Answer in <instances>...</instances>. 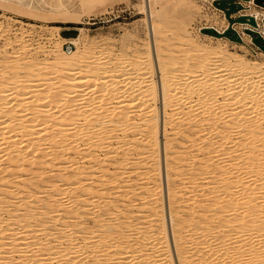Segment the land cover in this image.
<instances>
[{"label": "bare ground", "instance_id": "6f19581e", "mask_svg": "<svg viewBox=\"0 0 264 264\" xmlns=\"http://www.w3.org/2000/svg\"><path fill=\"white\" fill-rule=\"evenodd\" d=\"M5 1H9V3L8 4H10V3H12V1H10V0H5ZM4 1V2H5ZM23 1V0H22ZM145 4H144V7H143V9H144V12H145V10H147V12H148V15H149V12H150V16H151V25L152 26H150V27H152V33L154 34V37H155V34L157 35V33L160 31V34L161 33H164V31L162 32V30H163V28H161V25L159 24V23H161V21L158 23L157 21L158 20H156V18H157V16L158 17H162L163 18V16L164 15H166L165 14V9H163V8H161V10H159V11H156V9H155V6L153 5L154 3V1H155V3H156V0H142ZM162 1V0H161ZM29 2V1H28ZM184 2L187 4V3H190L191 2V0H184ZM84 3V6H88L89 4L88 3H86V2H83ZM193 3V2H192ZM248 4H249V6L251 7V12L250 13H240V14H235V12H233V13H231V15L234 17V16H237V15H241V14H245V15H252V16H254L255 17V20L257 21V25L255 26V25H252V24H250L248 21L246 22H236V23H234L233 24V27L235 28V29H238L239 27H248V28H250V29H254L255 31H259L260 33H261V35H263V37H264V25H263V22H262V19H263V16H264V7H262V6H260L258 3H256V2H254V0H248V2H247ZM7 4V5H8ZM22 4H24V5H27L28 7H30L31 5L29 4V3H22ZM67 4V3H66ZM96 4V3H95ZM161 4H163L164 5V3H161ZM186 4H184V5H186ZM188 5V4H187ZM186 5V6H187ZM249 6H247V7H249ZM165 7V6H164ZM171 7V6H170ZM178 7V6H177ZM185 7V6H184ZM193 7V6H192ZM192 7H190V8H192ZM195 7V6H194ZM214 7L216 8V9H219V10H221V8L218 6V5H214ZM197 8H199V7H197ZM30 10V9H29ZM32 10V9H31ZM31 10H30V12H31ZM64 10H66V9H64ZM169 10V9H168ZM197 10V9H196ZM239 10V9H238ZM61 11V10H60ZM63 11V10H62ZM222 11V10H221ZM55 12V11H54ZM56 12L57 13H60V16L58 15L57 17H70V16H73V14H74V12L73 11H66L65 13H63V12H59V11H57L56 10ZM224 12V11H223ZM31 14H33V15H39V14H37V12H35V13H31ZM42 14V13H41ZM57 15V14H56ZM170 15V14H169ZM225 15V14H224ZM37 17V16H36ZM55 17V16H54ZM155 17V18H154ZM191 18V17H190ZM150 19V18H149ZM159 19V18H158ZM179 20H181V19H179ZM192 20V19H191ZM189 21V20H188ZM183 23H185L186 24V22L184 21ZM190 23H191V21H190ZM163 24V23H162ZM187 25V24H186ZM189 25V24H188ZM227 25L228 24H226V27H227ZM147 26H148V24H147ZM163 27V26H162ZM184 27V26H183ZM203 27H212V26H203ZM203 27H201L199 30H201ZM256 27H258V29H256ZM186 28L187 27H185V29H183V31L181 30V32L182 33H184L187 37H188V35H190V32L188 31V30H186ZM160 29H162V30H160ZM171 29H173V28H171ZM189 29V28H188ZM218 31H220V32H222L223 31V29H225V28H223V29H218V28H216ZM78 30V29H77ZM166 30V29H165ZM174 30V29H173ZM49 31V30H48ZM150 31V30H149ZM167 31H168V29H167ZM171 30H169V32H170ZM189 32V34H187ZM149 33V32H148ZM42 34V33H41ZM166 34H167V32H166ZM178 35V34H177ZM176 35V36H177ZM180 35V34H179ZM185 35H184V37H183V35H182V37L180 38V40L181 39H187V37L185 38ZM205 35H208V36H211V37H215V38H218V39H225V40H230V41H234L235 43L236 42H239V41H237V40H235V39H231L229 36H226V35H221V34H216V33H210L209 34V32H206L205 33ZM23 37V36H22ZM82 37V36H81ZM207 37V36H206ZM24 38V37H23ZM70 38H72V41H75L76 42V44L78 43V38H79V36H71ZM131 38V37H130ZM158 38H160V37H158ZM158 38H156V39H158ZM163 39V38H162ZM161 39V41H163ZM177 39V38H176ZM244 40H248V41H252V37H251V35L249 34V35H247L245 38H243ZM154 40H155V38H154ZM168 40V39H167ZM171 40V39H170ZM173 40V39H172ZM180 40H178V41H180ZM175 41V40H174ZM188 41H189V38H188ZM187 41V42H188ZM5 42H7V40L5 41ZM20 42L21 43H24V40H22V38L20 37ZM157 42L159 43V41L157 40V41H155L154 43H156L157 44ZM164 42V41H163ZM163 42H161V43H163ZM189 42H191V41H189ZM227 42V41H226ZM18 43V42H17ZM28 43V42H27ZM81 43V42H80ZM79 43V44H80ZM194 42H192V44H193ZM197 43V42H196ZM195 43V44H196ZM223 43V42H222ZM228 43V42H227ZM226 43V44H227ZM167 44V43H166ZM198 44V43H197ZM9 45V44H8ZM8 45H7V47H8ZM18 45V44H17ZM24 45V44H23ZM84 45V44H83ZM82 45V46H83ZM168 45V44H167ZM177 45H179V47H180V44H177ZM177 45H175L176 47H177ZM22 46V45H21ZM25 46V45H24ZM77 46H79L78 44H77ZM81 46V45H80ZM147 46H148V49L151 51V49H150V43L147 41ZM159 46V45H158ZM158 46H157V52H156V55H155V58L157 59V63L155 62V58H153L154 56H152V55H149L148 53H147V55H149L148 57L146 56L145 57V55H143L145 58H142L141 56V58H138V56L140 55H138L137 56V59L136 58H134V57H132V58H130V59H127V60H125L126 58H124V60L123 61H125L123 64H120V62L122 63L123 61H121V60H119V64H116V66H114L112 69L110 68V70H112V71H109V70H106V68H105V66H107L105 63H102L101 64V66H99V68H98V66H93L92 65V67H91V64H86V63H84L85 62V59H86V57L87 56H89V54L87 55V51H85V48H83V47H81L75 54H66L65 52L64 53H62V56L60 57V58H58V62H54V64L51 62V64H52V69H50V70H52V75H53V72L55 71V70H60V72H62V73H60L59 72V75L61 76V78H58L59 79V81L57 82L56 80H55V83L53 82V83H50L51 82V80H50V78L49 77H47V82L45 83L44 81V84H42L43 86H42V88L39 90L38 88H37V90H36V87H35V89H33L32 90V87H33V85L35 84L36 85V82H38L40 79V77H42L43 75H41V76H39L40 75V72L38 73H35L34 71H35V67H37V65L39 64L40 65V63H37V62H31L30 63V65H28V64H26L25 62H23V65H24V70L22 69V68H19V66L20 65H22V62L21 63H18L17 61L18 60H20V58L18 59V57H16V58H14L13 60L14 61H16L17 63H16V65H17V71L15 70V67L14 68H12V66L10 67V66H8V64H6L5 66H4V64L6 63V62H8V61H6L4 64H2V67L4 66L5 68H7L6 66H8L9 67V69H8V71L6 70V72H3L4 74H3V76H2V78H1V80H0V153H5L6 155H4L5 157L8 155L9 156V159H11V163L13 164V165H19L18 167L20 168V166H21V164L23 165V166H21L23 169H24V167H25V165L23 164V162L21 163L20 161L22 160V161H24L23 159H25L27 156H28V158H29V153H31V152H33V154L36 152V155L37 156H39V152H42V151H45L46 149L44 148L45 146H43L42 145V143H43V141H41V140H43L44 139V143L43 144H46L45 142H46V140L48 139L49 141H50V143H49V141H48V148H50L51 149V152L53 151V156L51 157V155L49 154V151H50V149H49V151H48V155L50 156V158H54L55 156H54V153L57 155V154H59V153H57V149L59 150V152L61 153L60 154V156L61 155H63V152L65 151V149H66V147H68V149H69V147H72V148H74V145L76 146V148H78V147H80L79 145L80 144H84V147L83 148H87L88 149V147L90 148V146L92 147L93 145H96V148L98 149H101V147H99V146H104V145H107L108 144V146H104V148L105 147H109V140L112 138H116V137H121L120 139H122V140H124L125 139V141H124V144L126 143H128V144H130V142H131V144L132 143H135L134 141H137V139L139 138V139H141L139 142H141V145H142V148L141 149H139L138 150V153L140 152L141 154H140V156H142L143 155V157L145 158V160L147 161V162H151V164L153 163V165H151L152 167L151 168H148V169H146V171H145V168H144V172H146L145 173V175H147V176H145L144 178L142 177V179H144L143 181H142V186L143 187H146L147 188V190L149 191V193H148V191H147V193L149 194V197H151V194L152 195H157L156 193L157 192H160L161 190V192H163V185L161 186V182H162V180H161V164H160V155H161V150H160V144H159V122H160V125H161V117H160V113L159 112H163V120H162V122H164L165 123V125H164V129H163V131H164V137H166V139L165 140H167L168 139V137H170L171 138V136H169L168 134H167V124H168V126L170 125V123H171V127H173V130H174V127L175 128H177L178 130H176L175 132L176 133H178L179 132V130H180V128L182 127V120L184 121V120H189V122H190V125H192V127H193V129L195 130H197V131H199V133L201 132V134H199V135H202V132H203V134L205 133L204 131H207L204 135H203V138H201V140H203L204 138H206L207 139V137L208 136H205V135H207V134H210V132H212V128H210L211 130H210V132H208V130H205L206 128H207V126H206V124L207 125H209L208 127H213V128H216L215 130H213V131H216L215 132V134H216V138H213L212 137V135H214V132L211 134V137L212 138H208V139H212V140H206V145L203 143V145L205 146H203L202 145V148H204V149H202V150H206V151H208L209 153L212 151V153H210L211 155H209V156H205L206 158H204V159H202V157L200 158L199 156H198V158L202 161V166H204V168H206L205 170L206 171H208V172H210L211 173V178H207V179H209L208 180V182L210 181V180H212V178H214V177H216V175H219V176H221L218 180H216V182L217 181H220V180H225V181H223L224 183H223V185L221 186V187H214L213 188V186L215 185V183L214 184H212V183H208L209 185H211V189H210V187L209 188H207V189H209L208 191H206V190H204L205 192H201L203 189H201L200 188V191H199V193L201 192L202 194H205V195H209V197H211V200L209 201V200H207V201H209L208 203H206L207 205H203V206H199V209H197V205L196 206H194V207H192L193 206V204H194V202H192V200H195L196 198H198V197H196L195 196V199H193L192 198V196L194 197V191L192 192V194L191 195H189V194H187L188 192H190V189H188V188H191L190 186L189 187H185L184 186V181H183V186H181L180 187V189L181 188H183L184 187V190H185V188L187 189V190H189L188 192H185V193H179V190H178V193H179V196H181L180 194H185L186 195V197L187 196H189V197H191V199L190 198H187L188 199V201H190V204L191 203H193V204H191L192 206H190V204H187V206L188 207H191V209L189 208V210H192V211H194V209L196 210V212H197V210H198V212L200 211V213H198V218L197 219H195L194 220V218H196V217H190L188 214L185 216L184 214V216L185 217H183V215H182V217L183 218H181V217H179L178 216V214L177 213H179V212H176V210L175 209H177L180 205H178L177 207L175 206L174 208L175 209H172V206L170 207L171 209L169 210L170 211V215H171V217H170V224H171V228H172V231H173V240H172V242H173V245L177 248V249H175V251H177L178 252V254H179V256H180V258H179V260H180V263L179 264H187L186 262H188L189 263V258H191V256H189V258L187 257V254H186V251L188 250V249H183V246H184V240L185 239H183V238H185V237H183V235H182V230L181 229H185L186 228V232H188V227H190V225L188 224V226L186 227V226H184L185 225V221H187V222H192L191 220L193 219L194 221H193V223H194V225H196V227H194V228H199V229H194V231L195 232H197V231H199L200 232V230H201V233H199L198 234V236H200V238H202L203 237V239H201L200 241L202 242V243H205L204 244V246H202L203 244H201L200 243V248L199 249H201V248H203V249H205V248H209V253L207 252V255H204L205 253V251L203 252L202 250L201 251H199V252H202V253H204V254H200L199 255V259H197V261L199 262V263H204V262H207L206 264H209L210 262H213L212 264H264V84H258V83H253L255 80L253 79V76H250V74L249 75H247V71L251 68V70H253L254 68L253 67H255V69L256 70H258L259 72H261V73H263L264 74V63L263 64H259L258 62H248L246 59H244V57H242V55L241 54H239V55H236L235 57H236V64H238V66H239V68H242L243 70L245 69H247L248 67H250L249 69H247L246 71H244V72H246V74L244 73L243 75L242 74H240L239 76L240 77H238V78H234L235 80H234V82L237 84L235 87L233 86L232 88H229V89H225L223 86H222V84H220V83H218L219 81L218 80H216L217 78H215L216 76H219V75H217V74H220V73H218L219 72V68L220 67H218L217 69H218V72H217V69H216V76H215V72L212 70H210L209 68V65L206 63H204L203 61V58L202 57H205V56H201V60H203L201 63H203L205 66L206 65H208V67L209 68H207L206 67V69H204L203 70V68H204V65H201V66H203V68L201 67L200 69H202L204 72L203 73H205L204 75L206 76V77H208L207 79H203V80H201V81H199V79H198V83H197V78L198 77H196V78H192L190 75H189V77H187V78H184V76L185 75H183L181 72H183V71H180L181 69V67H180V65L179 64H177V61H178V57H180V56H182V55H180V56H178V57H176V54L173 56V54H172V56L173 57H175V58H177V60L176 59H174V60H172L173 58H171V56L169 57L170 59L168 60V59H166L168 56L167 55H161V51H163L166 47L165 46H161L162 48H164L163 50L161 49V51H160V49L158 48ZM171 46H173V45H171ZM170 46V47H171ZM182 46V45H181ZM199 46V45H198ZM201 47H202V45H200ZM199 46V47H200ZM3 47V46H2ZM27 47V46H26ZM168 47V46H167ZM184 47V46H183ZM198 47V48H199ZM1 48V47H0ZM4 48V47H3ZM12 48V47H11ZM14 48V47H13ZM22 48V47H21ZM51 48V47H50ZM69 48H71L72 49V47H68V50H69ZM83 48V49H82ZM187 48V47H186ZM24 49V48H23ZM171 49V48H170ZM170 49H169V51H170ZM188 49V48H187ZM186 49V50H187ZM225 49V48H224ZM226 49H227V47H226ZM15 50V49H14ZM86 50H87V48H86ZM108 50V49H107ZM149 50H148V52H149ZM179 50H181V49H179ZM193 50V49H192ZM200 50H202V49H200ZM246 50V49H245ZM51 51V52H50ZM49 52H50V54H49V56L50 55H52V56H50V57H52L53 59L52 60H54V59H56V57H58V55H59V53H61V47H60V45H59V43L57 44V45H55V47H53L51 50H50ZM89 51V50H88ZM91 51V50H90ZM122 51V50H121ZM168 51V50H167ZM166 51V52H167ZM185 51V50H184ZM183 51V52H184ZM193 51H195V50H193ZM203 51V50H202ZM223 51V50H222ZM221 51V52H222ZM225 51V50H224ZM16 52V51H15ZM83 52V54L85 55V57L83 56V59L82 60H80L79 62H76V60H75V55H78V53H82ZM85 52H87V53H85ZM105 52V51H104ZM108 52V51H107ZM106 52V53H107ZM145 52H147V51H145ZM174 52V51H173ZM188 52V51H187ZM189 52H190V50H189ZM198 52L201 54L202 52L201 51H196L195 53L193 52L191 55H194V54H196L197 53V60H198V58H199V56L200 55H198ZM208 52V51H207ZM7 53V52H6ZM105 53V54H106ZM109 53V52H108ZM112 53V52H111ZM116 53V52H115ZM125 53V52H124ZM123 53V54H124ZM163 53V52H162ZM164 53H165V50H164ZM163 53V54H164ZM170 53V52H169ZM168 53V54H169ZM176 53H178V52H176ZM185 53H186V51H185ZM205 53V52H204ZM204 53H202V55L204 54ZM224 53V52H223ZM228 53V52H227ZM8 54V53H7ZM12 54V53H11ZM100 54V53H99ZM122 54V53H121ZM128 54V53H127ZM171 54V53H170ZM169 54V55H170ZM188 54V53H187ZM3 55V54H2ZM87 55V56H86ZM103 55V54H102ZM109 55V54H108ZM107 55V56H108ZM137 55V54H136ZM190 54H189V56H191ZM225 55H226V53H225ZM151 56V57H150ZM227 56V55H226ZM225 56V57H226ZM231 56V55H230ZM4 57V56H3ZM2 57V58H3ZM120 57V56H119ZM128 57V56H127ZM131 57V56H130ZM166 57V58H165ZM183 58H182V60L183 59H185L186 60V57L183 55L182 56ZM185 57V58H184ZM196 57V56H195ZM194 57V58H195ZM224 56H223V58L224 59H227L228 58V56L225 58ZM234 57V58H235ZM0 58H1V56H0ZM24 58H26V57H24ZM39 58V57H38ZM191 58L192 57H190L189 59V61H190V63L192 64V63H194V62H191V61H193V60H191ZM206 58V57H205ZM4 59H5V57H4ZM28 59V58H27ZM27 59H23V60H27ZM93 59V58H92ZM107 59V58H106ZM187 59H188V57H187ZM22 60V59H21ZM35 60V59H34ZM39 60V59H38ZM38 60H35V61H38ZM51 60V59H50ZM65 62V64H69V65H71L70 67L68 66V65H64L65 66V68L63 69L62 67H61V64H63L64 62ZM68 60V62H66ZM195 60H196V58H195ZM194 60V61H195ZM3 61L4 60H2V62L1 63H3ZM12 61V60H11ZM11 61H9V62H11ZM70 61H71V64H70ZM93 61V60H92ZM95 61V60H94ZM179 61H181V59L179 58ZM189 61H187V66L189 65ZM198 61H200V60H198ZM205 61H206V59H205ZM209 61V60H208ZM13 62V61H12ZM49 62V61H48ZM62 62V63H61ZM88 62V61H87ZM182 62V61H181ZM186 62V61H185ZM185 62H184V60H183V62L182 63H184V65H185ZM196 62V61H195ZM210 62V61H209ZM15 63V62H14ZM44 63V62H43ZM43 63H41V65L43 64ZM47 63V62H46ZM58 63V65L61 67V68H57L56 67V65L55 64H57ZM61 63V64H60ZM94 63V62H93ZM100 63V62H99ZM179 63V62H178ZM182 63H180V64H182ZM201 63H199V64H201ZM20 64V65H19ZM37 64V65H36ZM48 64V63H47ZM51 64H49V68H50V65ZM86 64V65H85ZM104 64V65H103ZM115 64V63H114ZM190 64V65H191ZM231 64L234 66L235 64H233V63H230L229 65L231 66ZM19 65V66H18ZM22 65V66H23ZM98 65V64H97ZM100 65V64H99ZM123 65H125L126 67L128 66L129 67V69H132L133 70V68H134V71L132 72V71H129L128 73H127V71H126V73H127V75H121V77H117L119 80H117V81H115V79H114V77H112V75L114 74V75H117L118 73H115V72H118L119 70H121V68L123 67V68H125V66H123ZM156 65L159 67V70H160V72H161V78H160V88H158V85L156 84V82H155V78L153 77V75H151L150 77H149V79H147V80H145L144 78V80H145V82H147V83H149V84H151L150 85V87L149 88H145V89H140V90H143V92L142 91H140L139 93H132L131 92V90H133V88H131V87H133V85L134 84H136V83H138L139 81H141L142 80V82L144 83V80L143 79H141V80H136V79H139L138 77H140V76H144V74L147 72H152L153 71V68H154V70H155V67H156ZM189 65V66H190ZM196 66H197V63L195 64ZM194 64H193V66H195ZM22 66H20V67H22ZM68 66V68H66ZM122 66V67H121ZM187 66H183L184 68H185V71H186V67ZM188 66V67H189ZM193 66H192V68H193ZM223 66V65H222ZM229 66V67H230ZM230 67V70H235V69H233V68H236L235 66L234 67ZM4 67H3V69H4ZM108 67V66H107ZM199 67V66H198ZM214 67V66H213ZM225 67H226V65H225ZM228 67V65H227V68H229ZM53 68H54V71H53ZM57 68V69H56ZM184 68H182V70H184ZM232 68V69H231ZM237 69L236 71H239L240 69ZM253 68V69H252ZM0 69H1V67H0ZM21 69H22V71H25V72H27V71H29L30 72V74H21V73H23L22 71H21ZM39 69V68H38ZM42 69V68H41ZM63 69V70H62ZM100 69H103L104 70V72L105 73H107V71H108V75L109 76H111V78L114 80H112V81H109V80H111V78H109V76L108 75H105V73H104V75L107 77L108 76V79L109 80H107V78H106V80L107 81H109V83H110V85L107 83V81L106 82H103L100 86L101 87H98L96 90H100L101 92H104L103 94H102V99L101 100H99V103L98 102H95V103H91L92 105H88V102L86 103V102H84L83 101V97H81V98H79V99H81L85 104H87L88 106H83V105H85L83 102H81V100H80V102L78 101V98H76V97H73V98H71L72 96V94L73 93H75L76 91H78L80 88H78V87H82V81L80 82L79 81V79H83L82 77L85 75H87V76H89V77H91V80L93 79L94 80V82L92 83V85L93 84H97V81H96V79H98V77L99 76H101L100 74H102L103 72H100L101 70ZM189 69V68H188ZM188 69H187V71H188ZM190 69H191V67H190ZM189 69V71L192 73V74H194L195 75V73H193V71L194 72H196L195 70H193V69H191L190 70ZM195 69V68H194ZM198 69V68H197ZM196 69V70H197ZM222 69V68H221ZM254 69V70H255ZM20 70V71H19ZM49 70V71H50ZM57 70V71H58ZM78 70V71H77ZM222 70H224V69H222ZM228 70V69H227ZM242 70V71H243ZM253 70V71H254ZM44 71V70H43ZM57 71L55 72V73H57ZM76 71L79 73H81L83 76L82 77H79V79L77 78V80L76 79H74V80H76V82H73L72 80H71V82L72 83H70L69 85L67 84V81L66 80H68V79H71V77L72 76H74L75 74H76ZM185 71H184V73H185ZM188 71V72H189ZM20 72V73H19ZM24 72V73H25ZM46 72V71H45ZM113 72V73H112ZM189 72V73H190ZM202 72V71H201ZM231 72H233V71H231ZM239 72H241V71H239ZM252 72V71H251ZM250 72V73H251ZM43 73V72H42ZM77 73V74H78ZM110 73H112V75H110ZM125 73V74H126ZM129 73H131V74H129ZM190 73V74H191ZM235 73H237L238 74V72H235ZM241 73H243V72H241ZM254 73V72H253ZM255 73H256V71H255ZM254 73V74H255ZM50 74H51V72H50ZM80 74V75H81ZM123 74V73H122ZM198 74H200L199 73V70H198V73L196 74L197 76H198ZM259 74V73H258ZM48 75V74H47ZM119 75V74H118ZM193 75V77H195ZM253 75V74H252ZM261 75V74H260ZM59 76V77H60ZM87 76H86V78H87ZM201 76V75H200ZM235 76H236V74H235ZM234 76V77H235ZM262 76V75H261ZM1 77V76H0ZM51 77V76H50ZM53 78H54V76H53ZM85 78V79H86ZM105 78V77H104ZM116 78V77H115ZM116 78V79H117ZM121 78V79H120ZM148 78V77H147ZM39 79V80H38ZM42 79H44V78H42ZM89 80V79H88ZM87 80V81H88ZM233 80V79H232ZM254 80V81H253ZM264 80V79H263ZM54 81V80H53ZM64 81H66V83L64 82ZM96 81V82H95ZM138 81V82H137ZM218 81V82H217ZM88 82H91V81H88ZM195 82L197 83L196 85H194L195 84ZM231 83H232V81H231ZM260 83V82H259ZM7 84H8V86H7ZM11 84V85H10ZM148 84V85H149ZM191 84H193V85H191ZM234 84V83H233ZM91 85V86H92ZM98 86H99V84H97ZM97 85H94V86H97ZM128 85H129V87H128ZM138 85V84H137ZM136 85V86H137ZM139 85H140V83H139ZM141 85H143L144 86V84H141ZM140 85V86H141ZM145 85H146V83H145ZM41 86V85H40ZM84 86V85H83ZM108 86H110V90H109V88H108ZM122 86H127L128 88H125V90L126 91H124V92H131L132 94H135L136 96H135V99L136 98H138L139 100H137L136 99V102H134V103H139L140 102V104L142 105V106H144L145 107V111L143 110L144 108L143 107H141L142 109H140V110H143L144 112H146V114L144 115V116H141L142 118H141V122L140 123H138V122H135V118H133L132 116H133V111H132V108H130V107H125V108H123L122 110V112L120 111V112H116L117 111V109L119 108L117 105H115V106H113V107H115L114 109H115V112L114 111H112V112H110V107H109V104L111 105L112 104V100H113V98L116 96H118L117 98L119 99L121 96H122V93H121V95H119L118 94V92L120 91V88L122 87ZM3 87V88H2ZM7 87V88H6ZM138 87V86H137ZM53 88H55V90L56 91H54V92H56L55 93V95L53 94L54 92H53ZM92 88V87H91ZM106 88H108V89H106ZM144 88V87H143ZM9 89H12V90H9ZM53 89V90H52ZM87 89V88H86ZM135 89V88H134ZM28 90V91H27ZM99 90H98V92H99ZM138 90V89H137ZM137 90H136V92H137ZM145 90V91H144ZM9 91H10V93L11 92H13V93H11L12 94V99L10 100H8V98H7V96H5V94H7V93H9ZM79 91H81V90H79ZM134 91V90H133ZM53 92V93H52ZM78 94V93H77ZM118 94V95H117ZM125 94V93H124ZM124 94H123V96H124ZM131 94V95H132ZM86 95V94H85ZM126 95H129V93L127 94L126 93ZM69 96H70V98H69ZM84 96V95H83ZM99 97H101V96H99ZM116 97H115V99H116ZM134 97V96H133ZM55 98H58V100L57 99H55ZM75 98L77 99V100H75ZM95 98V97H94ZM132 98V97H131ZM159 98H161L162 99V107H161V109L159 108V106H158V99ZM54 99L56 100V101H59V99H61V100H65L66 101V104L64 103V105H63V103H61L65 108H63L62 110L61 109H59V112L57 111V112H55V111H53L52 110V108H54V106L52 107V108H47L49 105H47V104H45L47 101L48 102H52V100H53V102H54ZM93 99V98H92ZM98 99V98H97ZM114 99V100H115ZM125 99V98H124ZM127 99H128V97H127ZM50 100V101H49ZM88 100V99H87ZM113 100V101H114ZM122 100V99H121ZM46 101V102H45ZM64 101V102H65ZM77 101V102H76ZM93 101V100H92ZM96 101V100H95ZM118 103H119V101L118 100H116ZM133 101V100H132ZM41 102H45L43 105H42V103ZM50 102V103H51ZM53 102H52V104H53ZM109 102H111V103H109ZM115 102V101H114ZM131 102V101H130ZM121 103V102H120ZM57 104V103H56ZM81 104H82V106H81ZM95 104H97V105H94ZM123 104V103H122ZM121 104V105H122ZM132 104V103H131ZM44 105H46V107L44 106ZM61 105V106H62ZM119 105V104H118ZM127 105V104H126ZM126 105H124L123 104V106H126ZM128 105H130V104H128ZM127 105V106H128ZM140 105V106H141ZM112 106V105H111ZM120 106V105H119ZM123 106H120V108H122ZM133 106V105H132ZM134 106H137V104L136 105H134ZM139 106V105H138ZM139 106V107H140ZM56 107H58V105L56 106ZM113 107H111V108H113ZM116 107H118V108H116ZM119 108V109H120ZM95 109H98V110H100V112L97 110L96 112H95ZM55 110V109H54ZM61 110V111H60ZM121 110V109H120ZM134 110H135V108H134ZM119 111V110H118ZM98 112V113H97ZM143 113V112H142ZM141 114V113H140ZM139 114V115H140ZM144 114V113H143ZM192 114V115H191ZM135 115V114H134ZM197 116H199V118L197 119ZM114 117H116V118H114ZM135 117V116H134ZM179 117V120L181 121V122H177V124H174L175 122V119L176 118H178ZM195 117V118H194ZM138 118V117H137ZM172 118H173V121L171 122V120H172ZM139 119H140V117H139ZM138 119V120H139ZM39 121V122H38ZM184 122H187V121H184ZM189 122H188V124H189ZM112 123H115V124H112ZM118 123V124H117ZM143 125H142V124ZM163 123V124H164ZM41 125V128H42V130L41 129H39L38 131L37 130H35V128L37 127L38 128V126L37 125ZM138 124H140V125H138ZM172 124H174V126H172ZM44 127H43V126ZM186 125V124H185ZM184 126V125H183ZM170 127V128H171ZM40 128V127H39ZM237 129L238 128V130H235V131H237V132H235V131H233V132H235V133H239V135H240V142L238 141V138H237V141L239 142L238 144H232V145H227L228 147H226V142L229 144V140H231L232 139V137H231V134H235V133H233L232 132V130L233 129ZM186 129H189V128H186ZM41 130V131H40ZM170 130H172V129H170ZM120 131H122V133L120 134L119 132ZM178 131V132H177ZM181 131V130H180ZM173 133H174V131H172ZM187 132H188V130H187ZM230 132H232L231 134H230ZM180 133V132H179ZM183 134L182 135H186L187 136V134L185 133V132H182ZM185 133V134H184ZM198 133H196L195 132V135H197ZM136 135H139V137H137ZM177 135V134H176ZM181 136V135H180ZM205 136V137H204ZM233 136V135H232ZM235 136V135H234ZM135 137L137 138L136 140H135ZM190 137V138H189ZM189 139H191V141H194V139L193 138H191V136L189 135ZM194 137V136H193ZM202 137V136H201ZM210 137V136H209ZM231 137V138H230ZM238 137V136H237ZM182 138V137H181ZM184 138V137H183ZM187 138V137H186ZM111 139V140H112ZM119 139V138H118ZM197 139V138H196ZM215 139V140H214ZM114 140V139H113ZM121 140V141H122ZM42 143H41V142ZM177 141H179V144H184V143H182V142H184V141H182V140H180V139H177ZM191 141H187V143L189 142V144H190V146H191ZM200 140L198 139V141L197 142H199ZM112 142V141H111ZM117 142V140H115V143ZM123 142V141H122ZM167 142H169V140L167 141ZM167 142H165L166 143V145H167ZM196 141H194V143H197ZM201 142V141H200ZM203 142V141H202ZM236 142V140L234 141V143ZM118 143H119V140H118ZM118 143H116V144H118ZM137 143H138V141H137ZM164 143V144H165ZM187 143H185L186 145H187ZM112 144V143H111ZM169 144V143H168ZM200 143H198L197 145H196V148H198ZM231 144V143H230ZM240 144V147H237V145H239ZM122 145H123V143H122ZM171 145V144H170ZM192 145H193V143H192ZM42 146H43V148H42ZM66 146V147H65ZM111 146H113V145H111ZM110 146V147H111ZM117 146V145H116ZM121 146V144H118V146L116 147L117 149H119V150H121V151H124V152H126V150H124L125 148L122 146V147H120ZM125 146V145H124ZM131 146V145H130ZM193 146H195V145H193ZM192 146V147H193ZM198 146V147H197ZM47 147V146H46ZM61 147H63L62 149H64L63 150V152L61 151L62 149H61ZM65 147V148H64ZM109 147V148H110ZM126 148H127V146H125ZM133 149H135L136 147H139V145L137 146V144H136V146H135V148H134V146H131ZM167 147H169L168 145L166 146V148H165V156L167 157L168 156V150H167ZM176 147V146H175ZM201 147V146H200ZM199 147V148H200ZM83 148H81V149H83ZM92 148H95V146L94 147H92ZM124 148V149H123ZM191 148V147H190ZM44 149V150H43ZM53 149V150H52ZM68 149H67V151H68ZM75 149V148H74ZM79 149V148H78ZM80 149V150H81ZM85 149H83L84 151H85ZM87 149H86V151H87ZM107 149V148H106ZM111 150L112 149H115V146H114V148H110ZM109 149V150H110ZM117 149L115 150L116 152H117ZM133 149H131L132 151H135V150H133ZM176 149V148H175ZM178 149V148H177ZM182 149V148H181ZM228 149H230V150H228ZM42 150V151H41ZM70 150H72L71 148H70ZM76 150V149H75ZM75 150H73V151H75ZM89 150V149H88ZM94 150V149H93ZM96 150V149H95ZM130 152H131V150L130 149H128ZM127 150V151H128ZM171 150V149H170ZM196 150V149H195ZM198 150L199 149H197V152H198ZM228 150V151H227ZM232 150V151H231ZM1 151H3V152H1ZM67 151H66V153H67ZM85 151V155L83 154V159L85 158V156H87L88 157V155L87 154H89V153H87ZM96 151H98V150H96ZM93 152V151H88V152H93V154H91V155H93L94 156V158L95 159H101V161H103L104 162V160H102V158H104V156L103 157H99L101 154L100 153H98V152ZM114 151V150H113ZM113 151H112V153H113ZM120 151V152H121ZM128 151V152H129ZM200 151V150H199ZM229 151H231L230 153H232L233 151H234V154L236 153V155H234V154H232L233 156H236V160L239 158L238 156H240V160L239 161H236L235 159H233L234 161H231L230 159V157L229 156H231L230 155V153H229ZM236 151V152H235ZM238 151V152H237ZM76 152V151H75ZM75 152L73 153V154H75ZM78 152V151H77ZM100 152H102V151H100ZM111 152V151H110ZM110 152H107V155H108V157L107 158H109V153ZM116 152H114V153H116ZM123 152V153H124ZM137 152V151H136ZM135 152V153H136ZM177 152V151H176ZM176 152H173V153H176ZM191 152V151H190ZM195 152V151H194ZM201 152V151H200ZM199 152V153H200ZM226 153V152H228L227 154H229V160L228 161H230V163H229V165H225V163L223 164V162H221V160L220 159H222L223 160V153ZM43 154H44V152H42ZM45 153L47 154V151H45ZM79 153H80V151H79ZM95 153V154H94ZM111 153V154H112ZM113 153V155H117V154H114ZM186 153V152H185ZM189 153V152H188ZM192 153V152H191ZM214 153V154H213ZM225 153H224V155H225ZM238 153V154H237ZM32 154V153H31ZM31 154H30V157H31ZM43 154H41V156L43 155ZM45 154V155H46ZM68 154V153H67ZM71 154V153H70ZM77 154V153H76ZM75 154V155H76ZM105 154H106V152H105ZM125 155H126V153H124ZM183 154V153H182ZM196 153H194V154H191V156L192 155H195ZM203 154V153H202ZM207 154V153H206ZM36 155L34 156L35 157V159L37 160V158L38 157H36ZM48 155H46V157L48 156ZM78 155V154H77ZM76 155V156H77ZM81 155V154H80ZM79 155V156H80ZM103 155V154H102ZM106 155V156H107ZM112 155V156H113ZM121 155V156H120ZM119 156L122 158V159H124V162H126V160H125V156L123 155V154H120ZM134 156V154H130V156ZM171 155V154H170ZM169 155V156H170ZM173 155V154H172ZM171 155V156H172ZM190 155V154H189ZM197 155V154H196ZM204 155H205V153H204ZM208 155V154H207ZM2 156V155H1ZM41 156H39V157H41ZM60 156L58 155V159L60 158ZM66 156H68V155H66ZM65 156V157H66ZM73 156V155H72ZM71 155L69 156L70 157V159H71V157H72ZM75 156V157H76ZM128 156V155H127ZM130 156H129V158H130ZM215 156V157H214ZM3 157V156H2ZM2 157H0V158H2ZM4 157V159H3V161L5 160V159H7V160H9L8 159V157L7 158H5ZM43 157V156H42ZM45 157V158H46ZM65 157H63V158H65ZM80 157H82V156H80ZM87 157H86V159L85 160H87ZM110 157H111V155H110ZM114 157V156H113ZM138 157L139 156H137V154H136V158L138 159ZM143 157H140V158H142V160L141 161H139V159H138V161L137 160H135V161H137L136 162V165H138V162L139 163H142V161H143ZM185 157H186V155H185ZM188 157H190V156H188ZM188 157H186V159H184L183 158V160L181 159L180 160V162H185L186 160H187V158ZM196 157V156H195ZM226 157V156H225ZM224 157V160L226 159ZM45 158H44V162L46 161L45 160ZM56 158V157H55ZM56 158V159H57ZM72 158H74V156L72 157ZM77 158V157H76ZM115 158V157H114ZM114 158H110V160L111 161H113L112 159H114ZM117 158V157H116ZM171 158H173L174 159V155H173V157H171ZM192 158H194L193 156H192ZM198 158H197V160H198ZM27 159V158H26ZM25 159V160H26ZM29 159H31V158H29ZM29 159H27V161H26V163L27 162H29ZM33 159V158H32ZM40 159V158H39ZM38 159V160H39ZM42 159V158H41ZM47 159V158H46ZM56 159H54V160H56ZM57 159V160H58ZM68 159V157L67 158H65V159H63V160H67ZM70 159H68L69 161V165H70V168H71V165H72V162H70L71 160ZM89 159V158H88ZM95 159H94V161H95ZM133 159H135V158H132V160ZM175 159H176V161H177V158L175 157ZM188 159H190V158H188ZM7 160H5V161H7ZM51 160V159H50ZM56 160V161H57ZM74 160V159H73ZM76 160V159H75ZM74 160V161H75ZM80 160H82V158L80 159ZM84 160V161H85ZM98 160V161H99ZM117 160H119L118 158H117ZM129 160H131V159H129ZM179 160V159H178ZM194 160H195V158H194ZM0 161H2V159H0ZM2 161V162H3ZM34 161V160H33ZM33 161H30V163H34L35 164V162H33ZM78 161V160H77ZM89 161V160H88ZM93 161V162H94ZM96 162V163H102V162ZM108 160L106 159V163H108L107 162ZM115 161H116V159H115ZM196 161V160H195ZM199 161V160H198ZM2 162H1V164H2ZM10 162V161H9ZM25 162V161H24ZM40 162H42V160L41 161H38L37 163H40ZM43 162V163H44ZM50 162V161H49ZM48 161H46L45 162V164L46 163H49ZM59 162V161H58ZM57 162V163H58ZM123 162V161H122ZM121 161H120V163H122ZM130 162V161H129ZM134 162V161H133ZM144 163H145V161H143ZM177 162H179V161H177ZM180 162H179V164H180ZM192 162H193V159H192ZM191 161L190 162H188L187 164H191L192 163ZM6 163H8V162H6ZM5 163V165L7 166V164ZM21 163V164H20ZM43 163L41 164V165H43ZM50 163H52V162H50ZM61 163H63V162H61ZM64 163H66V162H64ZM78 163V162H77ZM82 163V162H81ZM86 163V162H85ZM105 163V164H106ZM110 163V162H109ZM114 163V162H113ZM116 163V162H115ZM120 163H116V165L118 164V165H120L121 166V164ZM175 162H173V164H174ZM186 163V162H185ZM228 163V162H227ZM44 164V165H45ZM53 164V163H52ZM51 164V165H52ZM59 164H60V162H59ZM58 164V165H59ZM68 164V163H67ZM76 164V163H75ZM82 164H84V163H82ZM89 164V163H88ZM100 164H98L99 165V167L101 166ZM104 164V163H103ZM111 164V163H110ZM123 164V163H122ZM125 165H127L128 164V162H127V164L126 163H124ZM130 164H131V162H130ZM134 164V163H133ZM146 164V163H145ZM148 164V163H147ZM146 164V165H147ZM197 164V163H196ZM198 164H199V162H198ZM2 165H4V163L2 164ZM8 165H10V163H8ZM12 165V167H10V168H12V169H9V170H13L15 167ZM30 165V164H29ZM28 165V166H29ZM40 165V166H41ZM53 165H55V163L53 164ZM57 165V164H56ZM69 165L67 166L66 164H65V166H66V168L68 167L69 168ZM78 165H80V164H77L76 166H78ZM85 165V164H84ZM84 165L82 166V167H84ZM90 165V164H89ZM96 165V164H95ZM94 165V166H95ZM113 165V164H112ZM112 165H106L105 167L102 165V167H101V169H103V170H105V168H107L108 169V171L110 172V174H112V172L113 171H110L109 170V167L108 166H112ZM116 165L114 164V166H115V168H118V167H116ZM132 165V164H131ZM135 165V164H134ZM133 165V166H134ZM166 172H168V174H169V170L172 168V166L173 165H171V163H170V161L169 160H167V163H166ZM212 165V166H211ZM1 166V165H0ZM6 166L5 167H2V168H5V169H7V168H9V167H7L6 168ZM34 166V165H33ZM36 166V165H35ZM37 166H39V165H37ZM61 166H63L62 164H61ZM61 166H59V167H61ZM64 166V167H65ZM74 166V165H73ZM72 166V167H73ZM87 166V165H86ZM93 166V165H92ZM93 166V167H94ZM97 166V165H96ZM129 166V165H128ZM132 166V167H133ZM139 166V165H138ZM141 166V165H140ZM177 166V165H176ZM184 166V165H183ZM193 166V165H192ZM198 166V167H197ZM196 167L199 169V165H197ZM211 166V167H210ZM14 167V168H13ZM27 167V166H26ZM32 167V166H31ZM56 167V166H55ZM54 167V168H55ZM75 167V166H74ZM79 167V166H78ZM99 167H98V170H100L101 171V169H99ZM124 166H122V168H123ZM131 167V168H132ZM134 167H137V166H134ZM179 167H182V166H179ZM178 167V168H179ZM186 167V166H185ZM201 167V166H200ZM207 167L209 168L210 167V169L209 170H207ZM30 167H28V169H29ZM33 168V167H32ZM58 168V167H57ZM61 168H63V167H61ZM60 168V169H61ZM66 168H65V170H66ZM79 168H81V167H79ZM87 168H90V166L89 167H86V169ZM120 168V167H119ZM127 168V167H126ZM130 167H128V169H129ZM138 168V167H137ZM137 168H135V171H136V169ZM143 168V167H142ZM177 168V167H176ZM178 168H177V171H178ZM193 168V167H192ZM192 168H190L189 169V167H188V170H191ZM197 168H194V169H197ZM202 169H203V167H201ZM1 169V168H0ZM26 169V168H25ZM25 169H24V171H25ZM31 169V168H30ZM33 169H35V168H33ZM38 169H39V167H38ZM37 169V170H38ZM41 169H42V167H41ZM41 169H39V170H41ZM72 170L74 169V168H71ZM93 169V168H92ZM95 169H97V167L95 168ZM106 169V170H107ZM124 169V168H123ZM128 169H127V171H128ZM140 169V168H139ZM139 169H137V170H139ZM150 169V174H148V170ZM174 169V168H173ZM180 169V168H179ZM202 169H200V170H197L198 171V174L200 173V175L199 176H201L202 177V175L204 176V174H205V172L206 171H202ZM15 170V169H14ZM39 170H38V172H39ZM44 170H46V169H44ZM53 170V169H52ZM61 170H63V169H61ZM64 170V171H65ZM78 170V168H76V171ZM80 170H82V169H80ZM79 170V171H80ZM85 170V169H84ZM87 170H91V169H87ZM119 170H121L120 171V173L122 172V169H118V172H119ZM134 169H132L131 171H130V174H131V172L133 171ZM181 170V169H180ZM186 170H187V168H186ZM187 170V171H188ZM204 170V169H203ZM1 171L3 172V170L1 169ZM23 171V170H22ZM27 172H31L30 174H28V175H31L32 173H33V170H31V171H28V170H26ZM25 171V173H27ZM58 171H60V170H58ZM67 171V170H66ZM78 171V172H79ZM86 171V170H85ZM114 171H116L117 172V170L116 169H114ZM127 171H125L126 173H127ZM134 171V172H135ZM173 171V170H172ZM175 171H176V169H175ZM182 171H183V168H182ZM185 171V170H184ZM200 171V172H199ZM235 171V172H234ZM15 172V175H14V173H12L16 178H17V174H16V171H14ZM37 171H34V174H36V173H38ZM47 172V171H46ZM48 172H49V170H48ZM52 172V171H51ZM62 172V171H61ZM73 172V171H72ZM81 172H83V171H81ZM81 172H79V174H76L77 176L78 175H80V173ZM93 173H94V170L92 171ZM104 172H107V171H104ZM124 172V171H123ZM134 172H132V173H134ZM143 172V173H144ZM165 172V173H166ZM174 172V171H173ZM179 172V171H178ZM190 172V171H189ZM189 172H186L185 173V175H188L187 173H189ZM201 172H203V173H201ZM1 173V172H0ZM3 173H5V170H4V172ZM53 173V172H52ZM60 173V172H59ZM69 173H71L70 171H69ZM74 173H76L75 171H74ZM73 173V174H74ZM89 173H91V172H89ZM101 173H102V171H101ZM100 173V174H101ZM114 174L113 175H115V172H113ZM120 173H118V174H120ZM125 173V177L124 178H128V174H126ZM129 173V172H128ZM139 173H142L141 171L139 172ZM138 172H137V174H135V175H137L136 177L138 178L139 177V175L140 176H143V174L141 175V174H139ZM180 173V172H179ZM178 173V174H179ZM197 172H190L189 173V176L190 175H194L192 178H196L197 176H195V174H196ZM209 173V174H210ZM2 174V173H1ZM11 174V175H12ZM19 174V173H18ZM40 174H42V172L40 173L39 172V175L37 176V177H40L41 175ZM47 174V173H46ZM60 174H65V173H60ZM67 174V173H66ZM86 174V173H85ZM100 174H98V175H100ZM122 174H124V173H122ZM163 174V173H162ZM181 174L184 176V172L182 173L181 172ZM181 174H179V176H177V173H176V176L177 177H180L181 176ZM202 174V175H201ZM208 174V173H207ZM6 175V176H5ZM7 173L6 174H4V175H1V178H2V176H5V178H7ZM22 175L23 174H21V176L20 175H18L19 177H22ZM51 175V174H50ZM72 175V174H71ZM83 175V174H82ZM97 174H96V176H95V173H94V175L92 174V176H95L96 178H97V176H98ZM105 179H107L108 181H109V179H108V175L107 174H105V175H107L106 177L104 176V173H102L101 174ZM100 175V176H101ZM112 175V176H113ZM171 175V174H170ZM206 175V174H205ZM8 176H10V175H8ZM27 176V175H26ZM34 176V175H33ZM63 176V175H62ZM73 176H75V175H73ZM86 176H88V177H90V175L87 173V175ZM102 176L101 177H99L98 179L100 180V178H102ZM112 176H110V177H112ZM118 176V175H117ZM116 176V177H117ZM119 176H122L121 174L119 175ZM127 176V177H126ZM134 176V175H133ZM132 176V177H133ZM28 177H29V179L31 178L30 176H27V179H28ZM36 177V176H35ZM34 177V178H35ZM50 177V176H49ZM57 177H58V175H57ZM69 177V176H68ZM68 177H66V179L68 178ZM84 177H85V175H84ZM86 178L85 177V179L86 180H88L89 178ZM109 177V178H110ZM115 177V178H116ZM147 177V178H146ZM169 177V176H168ZM173 177H175V175L173 176ZM182 177V176H181ZM180 177V178H181ZM204 177H206V176H204ZM202 178V179H206V178ZM14 178V177H13ZM24 178V177H23ZM42 178V177H41ZM52 178V177H51ZM50 178V179H51ZM76 179H78L79 180V178H77V177H75ZM83 178V177H82ZM81 178V179H82ZM123 178V179H124ZM136 178V179H137ZM146 178V179H145ZM184 178H187V177H183V179L182 180H185ZM191 178V181H196V180H201V178H197L196 180L195 179H192ZM10 179H12V177H10ZM9 179V180H10ZM19 179V178H18ZM25 179V178H24ZM23 179V180H24ZM26 179V180H27ZM49 179V180H50ZM69 179V178H68ZM74 179V178H73ZM120 179V177L118 178V181H120L119 180ZM123 179H121V180H123ZM133 179V178H132ZM136 179H134V180H136ZM141 179V180H142ZM173 179V178H172ZM171 179V180H172ZM187 179H190V177H188ZM1 180V179H0ZM8 179H7V182L9 181ZM22 179H21V181L23 182V184H25L24 183V181H23ZM36 180H38L39 181V179H36ZM35 179H34V182L33 183H37L38 181H36ZM49 180H47L48 182H49ZM78 180H76V181H71L74 185L73 186H75L76 185V183L79 185H81V183H78ZM92 180V179H91ZM127 179H125V181H126ZM130 180H131V178H130ZM182 180H180V179H178V181H182ZM5 181V180H4ZM52 181V180H51ZM50 181V182H51ZM62 181V180H61ZM68 181V180H67ZM80 181V180H79ZM88 181H90V180H88ZM88 181L86 182L87 184H88ZM93 181V180H92ZM96 181H97V179H96ZM95 180H94V182H96ZM106 181V180H105ZM112 183L114 182L115 183V185H116V183L118 182L117 181V179L116 180H110ZM117 181V182H116ZM124 181V180H123ZM133 181V180H132ZM138 181H140V179L138 180L137 179V181H134V182H138ZM169 181V180H168ZM177 181V183H178V186H180V183ZM1 182V181H0ZM9 182H11L10 184H14L15 185V183H14V180L13 181H9ZM9 182H8V184H9ZM16 182V181H15ZM39 182H41V184H42V181H39ZM46 182V181H45ZM70 182V183H71ZM81 182V181H80ZM100 182H101V180H100ZM100 182H97L98 183V186H99V184H100ZM104 182V180H102V182L101 183H103ZM121 182V181H120ZM120 182H118V183H120ZM127 182V181H126ZM129 182L130 181H128L126 184H129ZM152 182V183H151ZM173 182H175V181H173ZM188 182H190V180L189 181H187V183ZM197 182H199V181H197ZM197 182H196V184L194 183V185L193 186H197ZM200 182H204V181H200ZM199 182V186L200 187H203V183H200ZM215 182V181H214ZM17 183H18V185L20 186L21 184H19L20 182L19 181H17ZM28 183H31V180H30V182H28ZM33 183H31L32 185H33ZM57 184V181L55 180V182H54V184ZM65 183V182H64ZM64 183H62L61 185H59V186H67L66 185V183L64 184ZM82 183H84V182H82ZM90 183V182H89ZM92 183V182H91ZM107 183V182H106ZM177 183H175V184H177ZM186 183V182H185ZM192 182H190V184H188V185H192L191 184ZM206 183H207V180H206ZM217 183H219V182H217ZM22 184V185H23ZM39 184V183H38ZM50 184V183H49ZM64 184V185H63ZM68 184V183H67ZM107 184H109V183H107ZM123 184V183H122ZM121 184V185H122ZM125 184V183H124ZM126 184L124 185V186H126ZM134 184V183H133ZM133 184H130V185H132L131 187H132V190L134 189L135 190V188H136V186H137V184H134V186H135V188H133ZM141 184V183H140ZM151 184V185H150ZM182 184V183H181ZM208 184H207V187H208ZM221 184V183H220ZM7 185V184H6ZM21 185V186H22ZM27 185V186H26ZM25 186V188H24V186H22V188L23 189H26L27 187H28V184H26ZM58 185V184H57ZM68 185H70L71 187H72V185L71 184H68ZM86 185V184H85ZM85 185H83L82 184V186H85ZM102 185V184H101ZM103 185H105V183L103 184ZM113 185V184H112ZM115 185H114V188L113 189H115ZM120 185V184H119ZM120 185V186H121ZM1 186H5V185H1ZM7 186H9V185H7ZM16 186H17V184H16ZM36 186V185H35ZM43 186V185H42ZM41 186V187H42ZM52 186V185H51ZM58 186V187H59ZM97 186V187H98ZM124 186H122V187H124ZM127 186H129V185H127ZM141 186V185H140ZM141 186V187H142ZM167 186H168V189L170 190V192H169V190H168V193L170 194L171 193V190H172V188L174 187V185L172 184V182H167ZM177 186V185H176ZM177 186V187H178ZM192 186V187H193ZM198 186V187H199ZM216 186H218L217 184H216ZM220 186V185H219ZM15 187V186H14ZM34 187V186H33ZM37 188H39L38 186H36ZM40 187V188H41ZM48 187V186H47ZM54 187V186H53ZM76 187V186H75ZM77 187H79V186H77ZM91 184L89 185V188H87L86 187V189H89V190H91L92 189V187H94V186H92L91 188ZM96 187V186H95ZM96 187V188H97ZM102 187V186H101ZM130 187V186H129ZM129 187H127V188H129ZM131 187L129 188V189H125V188H123V189H125L126 191H128V190H130V191H132L131 190ZM197 187V188H198ZM204 187H206V184H205V186ZM4 187H1L0 189H1V191H3L2 189H3ZM5 188H7L6 190H7V195H8V190L9 189H12L13 188V186L11 187V188H9L8 189V187H6L5 186ZM4 188V189H5ZM17 188V187H16ZM32 188V187H31ZM30 188V190H31V192H32V194H33V191H32V189ZM43 188V187H42ZM57 188V187H56ZM67 188H70V187H67ZM81 188V187H80ZM118 188H121V187H118ZM162 188V189H161ZM14 189V188H13ZM19 189V188H18ZM16 190V189H14L15 191H14V193H16L17 194V192L19 191V190ZM52 189V188H51ZM59 189H60V187H59ZM58 189V190H59ZM64 189V188H63ZM63 189H62V191H63ZM66 189V188H65ZM64 189V191H68V189H66L65 190ZM73 189V188H72ZM74 189H76V188H74ZM73 189V190H74ZM102 189H104L103 187H102ZM101 189V190H102ZM108 189H110V187L108 188ZM117 189V188H116ZM144 190H145V192H146V189L145 188H143ZM142 188L140 189L141 191L143 190ZM165 189V188H164ZM175 189H178V188H174V190ZM192 189H194V188H191V190ZM6 190H5V192H6ZM27 190V189H26ZM25 190V192H28V191H26ZM30 190H29V193H31L30 192ZM37 189H35V191H36ZM44 190V189H43ZM47 190V189H46ZM57 190V189H56ZM57 190V191H58ZM71 190V188L69 189V192H71L70 191ZM84 190H85V188H84ZM97 190H100V189H97ZM97 190H95V188H94V193H96L97 192ZM100 190V191H101ZM106 190V189H105ZM104 190V191H105ZM112 190V189H111ZM137 190V189H136ZM140 190H138V192H140ZM183 190V191H184ZM10 191H13V190H10ZM24 191V190H23ZM22 191V192H23ZM34 191V193H36ZM55 191V190H54ZM61 190H60V192L59 193H63ZM79 191V190H78ZM81 191V190H80ZM87 191V190H86ZM100 191H98L97 193H99ZM103 191V190H102ZM126 191H125V196H128L129 194V192L130 191H128L127 193H126ZM197 191V190H196ZM195 191V192H196ZM20 192H21V190H20ZM20 193V195H22V194H24V193ZM39 193L41 192V191H38ZM46 191H44L43 193H45ZM51 192V191H50ZM50 192H49V194H50ZM52 192H53V189H52ZM51 192V193H52ZM75 192L77 193V191L75 190ZM89 192V191H88ZM106 192V191H105ZM115 192V191H114ZM118 192V191H117ZM137 192V193H138ZM173 192V191H172ZM175 192V191H174ZM11 193V192H10ZM28 193V194H29ZM39 193H36L37 195H35V196H38V194ZM74 193V192H73ZM92 193H93V191H92ZM92 193H90V195L92 194ZM96 193V194H97ZM101 193V192H100ZM99 193V194H100ZM120 194H121V192H119ZM118 193V194H119ZM122 193H124V190H123V192ZM132 193H134V191H132ZM137 193L135 194V197L136 196H141L140 198H142V199H144L143 197L145 196V195H143V197H142V193H143V191H142V193L139 195H137ZM146 193V194H147ZM176 193H177V191H176ZM200 193V194H201ZM12 194V196H13V193H11ZM15 194V196H17ZM53 194V193H52ZM64 195L65 194H69V193H63ZM80 194V193H79ZM79 194H76V196H78ZM98 194V195H99ZM111 194V193H110ZM115 194L117 195V193L115 192ZM128 194V195H127ZM131 194V193H130ZM160 194V193H159ZM172 194V193H171ZM197 194V193H196ZM4 195H6V194H4ZM4 195H2L1 196V194H0V197H2V199H3V197H5ZM19 195V194H18ZM24 195H26V194H24ZM51 195V194H50ZM49 195V196H50ZM55 194H53V195H51V196H53L54 198L53 199H50V197L49 198H45V199H48V201L50 202L51 200L53 201V203L55 204V203H57L60 199H63L64 197H66V196H58V195H56V196H54ZM60 195H62V194H60ZM73 195H75V194H73ZM84 195V194H83ZM89 195V194H88ZM94 195V194H93ZM106 195H108V194H106ZM112 195V194H111ZM133 195V194H132ZM131 195V196H132ZM161 195H164V192H163V194H161ZM199 195V194H198ZM205 195H204V197H205ZM9 196V195H8ZM28 196V195H27ZM26 196V197H27ZM46 196H47V194H46ZM75 196V197H76ZM79 196H81V195H79ZM79 196H78V198L76 199L75 198V200H79ZM114 196V195H113ZM119 196V195H118ZM148 196V195H147ZM171 197H172V195H170ZM183 196V195H182ZM200 196V195H199ZM202 197H203V195H201ZM9 197H11V196H9ZM9 197H5V198H8V199H10ZM20 197V196H19ZM23 199L24 198H26L25 196L23 197V196H21ZM20 197V198H21ZM30 197H32V196H30ZM40 197V196H39ZM44 197V196H43ZM42 197V198H43ZM71 197V196H70ZM70 197L68 198L69 200H70ZM81 197H83V196H81ZM88 197V196H87ZM90 197H92V196H90ZM107 197H109V196H107ZM117 197V196H116ZM121 197H123L122 196V194H121ZM130 197V196H129ZM133 197H134V195H133ZM174 197H175V195H174ZM208 197V196H207ZM18 199V197H15V198H13V200H15V199ZM72 198V197H71ZM120 198V197H119ZM126 198V197H125ZM153 198H155V200H157L158 199V197H153ZM152 198V199H153ZM160 198V197H159ZM164 198V197H163ZM162 198V199H163ZM180 198V197H179ZM8 199H6L7 200V202L9 203V201H8ZM16 199V202L17 203H19L20 201H22V200H17ZM27 200L29 199L28 197L26 198ZM64 199H66V198H64ZM67 199V200H68ZM82 199V198H81ZM83 199L85 200V198L83 197ZM87 199V198H86ZM100 199H101V197H100ZM127 199V198H126ZM131 199H133V198H131ZM131 199H129V201L131 200ZM141 199V201H143L142 203H143V205L145 204V203H147L149 206L151 205L150 204V199L149 198H147V197H145V199L144 200H142ZM170 198H168V200H169ZM174 199H177V198H172L169 202H170V204H172L173 205V203H172V201H174ZM186 199V198H185ZM184 199V197H183V202H187V199L185 200ZM190 199V200H189ZM203 199H205V198H203ZM30 200V199H29ZM32 200V199H31ZM31 200L30 201H28V203L29 202H31ZM37 200H38V197H37ZM39 200H40V198H39ZM72 200V199H71ZM70 200V202H72L73 200H74V197H73V200L71 201ZM88 201H89V198L87 199ZM95 200H97V201H100L101 202V204L103 203V201H101V200H98L97 198L95 199ZM115 200V199H114ZM121 201L120 202H124V201H122L123 199H120ZM136 200V199H135ZM135 200H133V201H135ZM138 200H140V199H138ZM135 201V206H137L136 205V203H138L139 201ZM154 200V199H153ZM160 200V199H159ZM178 200V202H180L179 200H182V197L180 198V199H177ZM176 200V201H177ZM196 200H198V199H196ZM199 200H202V198H199ZM3 201V203H4V200H2ZM11 201V200H10ZM33 201H35L34 199H33ZM45 201V200H44ZM51 201V202H52ZM63 201V200H62ZM62 201H59V205H60V203L62 202ZM65 201V200H64ZM90 201H92L93 202V199L91 198L90 199ZM96 201V202H97ZM105 201V200H104ZM108 201V200H107ZM140 201V202H141ZM158 201V200H157ZM176 201H175V204H178V203H176ZM206 201V199H205V202H207ZM6 202V201H5ZM26 202V201H25ZM69 202V203H70ZM76 202V201H75ZM91 202V203H92ZM95 202V203H96ZM110 202V201H109ZM112 202V201H111ZM117 202L118 201H116V203H115V205H114V203H113V205H112V207L114 206V208H117V209H120V207H119V205H117ZM127 202V201H126ZM125 202V203H126ZM132 202V201H131ZM153 202H154V204L155 203H157V202H155V201H152L151 203L153 204ZM182 202V203H183ZM200 203H203V201L201 202V201H199ZM198 202V204L200 205V203ZM0 203H2L1 201H0ZM11 203V202H10ZM14 203V202H13ZM17 203H15V204H17ZM23 203V202H22ZM21 203V204H22ZM33 203H35V202H33ZM36 203H38V201L36 202ZM48 202H46V204H47ZM65 204L66 203H68V202H64ZM68 203V204H69ZM74 203V201L72 202V204ZM125 203H122L123 205L125 204ZM141 203V204H142ZM164 203V202H163ZM189 203V202H188ZM196 204H197V202H195ZM6 204V203H5ZM4 204V205H5ZM31 204V203H30ZM61 204H63V202L61 203ZM71 203H70V205H72ZM75 204V203H74ZM78 204H80V203H77V205ZM100 204V205H101ZM107 205L109 204L108 202L106 203ZM106 204H104L103 206H105ZM121 204V203H120ZM121 204V205H122ZM140 204V205H141ZM169 204V205H170ZM204 204V203H203ZM8 205V204H7ZM27 205V204H26ZM41 205V204H40ZM45 207H46V205L45 204H43ZM51 205H53V204H51ZM70 205H68L69 207H70ZM82 205V204H81ZM85 205H87L88 206V204H85ZM92 207H93V205L92 204H90ZM95 205V204H94ZM97 205V204H96ZM128 205H131V204H128L127 203V207H128ZM146 205V204H145ZM144 205V206H145ZM159 206H160V208H158V210H157V212H156V215L155 216H153V217H156V216H158V221L155 223V224H152L151 222H152V220L151 221H148V222H150L148 225H146V224H142L143 226L145 225L146 227L143 229V228H141L140 226L138 227L137 226V228L139 229V228H141V229H139V230H141V232H143V235H146V237L145 238H147L146 240V243L147 244H145V246H143L144 245V242H143V244H142V246L141 247H145L144 249H146V248H151V251H156L155 249H157V250H159V252H161L162 253V256H161V258H159V257H157L156 256V258H154V257H152L153 256V253L150 251V252H148L147 250V252H145V251H142V250H144V249H140V246L137 248V250H141L140 251V253L139 254H132L131 255V253H134V252H132V250L134 249V247H133V249L131 250L130 248H131V246L130 245H134L135 243L133 242V244H131L130 242H131V240L130 239H133L134 237L132 236V234L134 235V230H132L131 229V232H133L132 234H130V233H127L126 232V230L127 229H129L128 227L126 228V229H124L125 227H121L119 224H117V222L116 223H114L115 222V220H114V224H116V225H118V227L117 226H112L110 223H106L105 222V220H103L104 218H102L103 217V215H101L102 214V212H101V209L99 208V207H96V208H98V209H100V213H99V211H98V213L95 215V211L97 212V210H95L94 211V209H95V207H93L94 209H93V211L91 210V208L92 207H89L90 208V211L91 212H94V214L93 215H95V216H93V217H95V218H93V220L95 221V223H93V224H95V226H96V228L94 227V225H92V228L94 227V230L93 229H90V230H87V229H89L90 227H87V228H85L86 230V233L85 232H83L82 230V232L84 233H82L81 231H80V227L78 228L79 229V231L78 232H80V234H82L81 235V240H78L76 237L77 236H79V235H77L76 237H74L73 235H72V233H74L73 231H74V229H72V226H70V228H69V226L67 225V223L69 224L70 222L68 221L67 223H65L64 221H62L63 223H65V226H63L64 227V229L62 228V229H60L61 227H59L58 228V230H60L59 232H54L53 234H52V236L53 235H55V233H59L60 234V237H59V234L57 235V237H58V239H60V241H61V239H64L63 237H66V238H68V239H65L66 240V242H68L66 245H59L57 242H59L60 243V241H55L54 240V237H53V243H51V241L48 239V238H44L46 241V243L44 244L43 242H44V239H43V242H42V246L40 245V247H43L44 249H43V251H45L47 254H54L53 256H54V258L53 259H55V255L56 256H58L60 259H58V260H62L61 262L59 261L58 262V260H57V263L58 264H175L174 263V258H173V254H172V251H171V239H169V236H168V233H167V224H166V221H165V216L166 215H164V205L162 204V201H160V204H158ZM186 205V203H184L183 204V206L182 207H179V208H185V209H187L188 210V207H186L185 206ZM1 206L3 207V205L1 204ZM6 206V205H5ZM9 206V205H8ZM7 206V207H8ZM23 206H25V205H23ZM36 206H37V204H36ZM39 206V205H38ZM58 206V205H57ZM56 206V207H57ZM62 206H64V205H62ZM75 206H76V204H75ZM82 206H84V205H82ZM82 206H80L79 205V208H82ZM98 206H99V204H98ZM103 206H100V207H103ZM133 206V205H132ZM151 206H152V208H151ZM150 206V208L152 209V210H154L155 209V207L153 206V205H151ZM185 206V207H184ZM15 207V206H14ZM14 207H12V212H13V208ZM32 207V206H31ZM45 207H43V208H45ZM48 207H50L49 209L47 208V209H45L46 211H44V214L46 215V216H50V217H54V215L56 216L55 217V219L54 220H56L57 219V215L56 214H54V212L56 211L57 212V209L55 208V206H48ZM71 207H73V205L71 206ZM71 207H70V209H71ZM121 207H123V206H121ZM140 207H142V206H140ZM10 208V207H9ZM23 208V207H22ZM28 208H29V206H28ZM27 208V209H28ZM39 207H37V209H38ZM41 208H42V206H41ZM41 208H39V209H41ZM42 208V209H43ZM62 208V207H61ZM66 208V207H65ZM84 208V207H83ZM87 208V212L89 213L90 211H89V209H88V207H86ZM105 208H107L106 206H105ZM111 208V207H110ZM135 208V207H134ZM138 208H139V206H138ZM138 208H136L137 210H138ZM148 208V207H147ZM147 208H146V211H147ZM154 208V209H153ZM192 208H194V209H192ZM15 209H17L16 207H15ZM19 209V208H18ZM17 209V210H18ZM26 209V208H25ZM34 209H35V207H34ZM37 209L35 210V211H37ZM38 209V210H39ZM39 210V211H43V210ZM73 209V208H72ZM75 209V211L76 210H78V209H76V208H74ZM121 209H123V208H121ZM120 209V210H121ZM133 209V208H132ZM142 209H144V207L142 208ZM184 209V210H185ZM0 210H1V207H0ZM16 210V211H17ZM22 210V209H21ZM30 210V209H29ZM86 210V209H85ZM107 210H109V211H112L111 209H107ZM106 210V211H107ZM120 210L118 211V212H120ZM128 210V209H127ZM130 210V209H129ZM128 210V211H129ZM140 210V209H139ZM149 210V209H148ZM151 210V211H152ZM182 210V209H181ZM214 210V211H213ZM20 211V210H19ZM23 211V210H22ZM21 211V212H22ZM32 211H34L33 210V207H32ZM34 211V212H35ZM61 211V210H60ZM60 211H58V212H60ZM65 211H67L68 212V210H65ZM122 211V210H121ZM124 211V210H123ZM122 211V212H123ZM128 211H126V212H128ZM131 211L132 210H130V212H129V214H131ZM142 211V210H141ZM150 211V210H149ZM192 211H191V213H192ZM209 211V212H208ZM11 212V213H12ZM25 210L23 211V214H25V216L27 215L28 216V214H30L28 211H26L25 213ZM63 212V211H62ZM66 212V213H67ZM71 212V211H70ZM74 212V211H73ZM73 212H71V214L73 213ZM81 212V211H80ZM83 212H84V210H83ZM87 212H84V213H86V214H88ZM105 212V211H104ZM116 211H114L113 210V212L112 213H115ZM116 213V214H119V213ZM143 212V211H142ZM182 212V211H181ZM188 211H186V213H187ZM195 212V211H194ZM14 213H15V210H14ZM39 213V212H38ZM38 213H36L37 215H38ZM53 213V214H52ZM64 213V212H63ZM65 213V214H66ZM79 213V212H78ZM82 213V212H81ZM133 214H134V212H132ZM137 213H140V212H137ZM147 213H149V212H147ZM154 213V212H153ZM153 213H151L152 215H153ZM157 213H158V215H157ZM190 213V212H189ZM3 213H1L0 215H2ZM5 214V213H4ZM3 214V215H4ZM18 214V213H17ZM20 214V213H19ZM32 214V213H31ZM35 213H33V215H34ZM35 214V215H36ZM40 215H42L43 213H39ZM43 214V215H44ZM64 214V215H65ZM75 214V213H74ZM85 214V215H86ZM104 214V213H103ZM106 214V213H105ZM129 214H125L126 216L127 215H129ZM143 214V213H142ZM151 214H146V216L147 215H149V217L148 218H150L151 217ZM196 215H197V213H195ZM10 215V214H9ZM40 215H38L39 217H40ZM67 215V214H66ZM84 214H82V215H80L81 217L83 216ZM92 215V214H91ZM106 215H108V214H106ZM121 215V214H120ZM124 215V214H123ZM124 215V216H125ZM132 215V214H131ZM141 215V214H140ZM7 216V215H6ZM22 216H24V215H22ZM21 215H20V218L18 217V215L17 216H13V217H17V220H20L21 219V217H22ZM30 216V215H29ZM32 216V215H31ZM30 216V217H31ZM46 216H45V219H46ZM62 216V215H61ZM60 216V217H61ZM68 216V215H67ZM90 216V215H89ZM101 216V217H100ZM105 216V215H104ZM111 216V215H110ZM110 216H108V217H110ZM112 216H115V214H113ZM112 216H111V218H112ZM117 216V215H116ZM133 216H135L136 217V215H133ZM11 218H9V216L5 219V217L3 218V216H1V218H0V236H1V233H2V231L3 230H8V228H11V229H9V232H7V233H9V234H7V236L8 235H10L9 237H10V239L11 240H8V244H7V248H10L11 247V249H10V251L8 252V253H6V252H3V254H1L0 253V264H19L20 263V261L21 260H23V259H21L20 261H16V259H14V254H11L13 251H15V253H16V251H17V255L18 254H20L21 252H22V256L24 257V255L23 254H25L26 256V258H24V260L25 261H27V263L26 264H49L52 260L50 259L49 261H48V257H49V255L47 256H44L45 254L44 253H42V255L40 256L39 254H41V253H38V252H40V251H38V249H37V255L34 253V248H33V244L34 243H37L38 244V239L40 238L41 239V241H42V238H41V234H42V236H44V237H46L45 235H43V234H48V235H50V232H51V230L50 229H52V228H48L49 229V231L50 232H48V230H47V226L45 225V223L42 221H38V222H33V221H30L31 219L32 220H34L32 217L31 218H29L30 220H28L27 218H25L24 219V222L22 221V219H21V221H17L16 220V218H14V219H12V215L10 216ZM35 217V216H34ZM64 217V216H63ZM72 217V216H71ZM78 217V216H77ZM90 217H92V216H90ZM106 217L107 216H105V219H106ZM122 216H120V218H121ZM144 217H145V214H144ZM144 217H143V220H145L144 219ZM146 217V218H147ZM3 218V219H2ZM19 218V219H18ZM44 218V217H43ZM67 218V217H66ZM80 218V217H79ZM78 218V219H79ZM115 217H113V219H114ZM126 218H128V219H130V217H126ZM132 218V217H131ZM141 218H142V216H141ZM147 218V219H148ZM216 219V221H215V224H212V221H213V219ZM11 219V220H10ZM37 219V218H36ZM35 219V220H36ZM41 219H42V216H41ZM51 219V218H50ZM53 219V218H52ZM61 219H62V217H61ZM64 219V218H63ZM69 219H71V221H72V218H70L69 217ZM76 219V218H75ZM118 219V218H117ZM124 219V218H123ZM139 219V218H138ZM137 218H136V221L138 220ZM189 219H191L190 221H189ZM49 220V219H48ZM47 220V221H48ZM58 220H59V216H58ZM85 219H82V221H84ZM87 220V219H86ZM85 220V221H86ZM109 220V218L106 220V221H108ZM132 221H134L133 219H131ZM131 220H129L130 222H131ZM150 220V219H149ZM155 220L156 219H154L153 221L155 222ZM15 221H17V224L15 223ZM60 221L61 220H59V223H60ZM76 221H78V220H75V223H77ZM80 221V220H79ZM88 221V220H87ZM111 221V220H110ZM120 221V220H119ZM125 221H127V223H129L128 222V220H125ZM146 221V220H145ZM18 222H20V223H18ZM22 222V223H21ZM41 222V223H40ZM45 222H46V220H45ZM55 222V221H54ZM56 222H57V220H56ZM73 222V221H72ZM71 222V223H72ZM91 221H89V222H86L87 224L88 223H90ZM93 222V221H92ZM112 222V221H111ZM123 222V221H122ZM135 222V221H134ZM139 222H141V221H139ZM147 222V223H148ZM48 223H50V221H48ZM48 223H46V224H48ZM62 223V224H63ZM80 223L81 222H79V226H80ZM84 223V222H83ZM82 223V224H83ZM136 223V222H135ZM138 223V222H137ZM146 223V222H145ZM53 225H54V223H52ZM73 224H74V222H73ZM126 224V223H125ZM130 224V223H129ZM140 224V225H141ZM59 225V224H58ZM58 225H56V226H58ZM66 225L68 226V229H65V228H67L66 227ZM70 225V224H69ZM75 225V224H74ZM73 225V226H74ZM121 225H122V223H121ZM124 225V224H123ZM126 225H128V224H126ZM133 225H134V223H133ZM137 225V224H136ZM136 225H134V229H135V226ZM153 225H155V227H154V229H153V232H150V230H152V228L151 227H153ZM187 225V224H186ZM194 225H192L191 224V226H194ZM77 225H75V227H76ZM132 226V225H131ZM142 226V227H143ZM183 226L185 227V228H183ZM19 227H21V230H19ZM7 228V229H6ZM214 228V229H213ZM77 229V228H76ZM76 229H75V231H76ZM54 230H56V229H54ZM11 231H13V233L11 232ZM57 231V230H56ZM129 231V230H128ZM190 231L192 232V230L190 229ZM190 231H189V234H190ZM11 232V233H10ZM24 233V234H28V235H24V236H22V235H20L19 233ZM78 232H76V233H78ZM130 232V231H129ZM139 232V233H138ZM137 232V234H135V235H137V237H138V234H140V231H138ZM15 233H17V235L19 234V239H18V237L16 238V235H14ZM75 233V234H76ZM184 233H185V231H184ZM219 233H221L220 235H218ZM69 234H71V235H69ZM79 234V233H78ZM130 234V235H129ZM142 235V236H143ZM187 235V234H186ZM186 235H184V236H186ZM192 234H190V236H191ZM194 235V234H193ZM196 235V234H195ZM5 236V234L3 235V237ZM63 236V237H62ZM130 236H132V238H128V237H130ZM139 236H141V235H139ZM62 237V238H61ZM187 237H189L188 235H187ZM212 237V238H211ZM136 238V237H135ZM139 238V237H138ZM141 238V237H140ZM139 238V240H143L144 238H141L140 239ZM196 238V237H195ZM198 239H200L199 237H197ZM196 238V239H197ZM213 238H219L218 240H215L214 239V242L215 241H217L215 244H214V246L213 245H211V243L213 242ZM1 239V238H0ZM3 240H4V238H2ZM6 239V238H5ZM55 239H57V238H55ZM188 240H192V239H194L192 236H191V238L189 239V238H187ZM187 239L185 240L186 242H185V244H189V243H187L188 241H187ZM68 240V241H67ZM130 240V241H129ZM145 240V239H144ZM143 240V241H144ZM9 241H11V243L9 242ZM54 241H55V243H54ZM62 241H64V240H62ZM134 241V240H133ZM212 241V242H211ZM1 242V244H2V240L0 241ZM7 242V241H6ZM65 242V243H66ZM137 242H138V240H137ZM192 242V241H191ZM191 242H190V244H191ZM195 242V241H194ZM199 242V241H198ZM4 243V242H3ZM64 243V244H65ZM142 243V242H141ZM6 243H4V244H2L3 246L5 245ZM10 244L12 245V246H10ZM40 244V243H39ZM38 244V245H39ZM62 244V243H61ZM195 244H198V243H196L195 242ZM1 245V246H2ZM35 245V244H34ZM135 245H137V244H135ZM139 245H140V242H139ZM149 245V246H148ZM199 245V244H198ZM198 245H197V247H198ZM1 246H0V248H1ZM10 246V247H9ZM36 246V245H35ZM61 246V247H60ZM146 246H148V247H146ZM189 246V245H188ZM188 246H186V247H188ZM191 246H192V244H191ZM39 247V246H38ZM55 247V248H54ZM112 247V248H111ZM174 247V248H175ZM185 247V246H184ZM185 247V248H186ZM196 247V246H195ZM194 247V248H195ZM196 247V248H197ZM205 247V248H204ZM5 249H6V247H4ZM52 248H54V250H52ZM121 248H123V249H125V252L128 254V255H125V256H123V252L120 250ZM136 248H135V250H136ZM173 248V247H172ZM191 248H193V247H191ZM193 248V249H194ZM2 249H3V247H2ZM42 250V248H39V250ZM192 249V250H193ZM4 250V249H3ZM8 250V249H7ZM150 250V249H149ZM198 250V249H197ZM18 251L20 252V253H18ZM42 251V252H43ZM129 251H130V253H129ZM196 251V250H195ZM2 252V251H1ZM11 252V253H10ZM124 252V254H126ZM136 252V251H135ZM138 252V251H137ZM136 252V253H137ZM176 253V252H175ZM188 253V252H187ZM191 253H193V252H191ZM191 253H189V255H191ZM198 253V252H197ZM197 253H194V255H192V257L193 256H195V254H197ZM89 254H92L91 256L92 257H90L91 258V260L89 259V260H86V261H83L82 260V257L83 258H89V257H85V256H87V255H89ZM122 256H121V255ZM157 254H158V252H157ZM177 254V253H176ZM199 254V253H198ZM52 255L50 256V258H52ZM90 256V255H89ZM22 257V258H23ZM135 257H136V259H135ZM150 257V258H149ZM196 257V256H195ZM194 257V258H195ZM18 258V257H17ZM19 258H21V256L19 257ZM197 258V257H196ZM229 258V260H227ZM133 259H135L136 261H133V263H130V261L132 262V260ZM138 259V260H137ZM174 259V260H173ZM189 259V260H188ZM204 260L203 262H201V260ZM191 260H192V258H191ZM190 260V261H191ZM194 260V259H193ZM193 260H192V262H193ZM24 261V262H25ZM23 262V263H24ZM209 262V263H208ZM215 262V263H214ZM22 263V262H21ZM22 263V264H23ZM191 263V262H190ZM196 263V262H195ZM56 264V263H55Z\"/></svg>", "mask_w": 264, "mask_h": 264}, {"label": "rangeland", "instance_id": "374dc122", "mask_svg": "<svg viewBox=\"0 0 264 264\" xmlns=\"http://www.w3.org/2000/svg\"><path fill=\"white\" fill-rule=\"evenodd\" d=\"M5 0H0V56H1V58H0V67H1V69H0V80H1V78H2V76H3V72H6V70L8 71V69H9V67L8 66H12V68H14L15 67V70L17 71V65H16V63L18 62V63H21L22 62V65H23V62H25L26 64H28V65H30V63L32 62H37V63H40V65L38 64H36L37 65V67H35V73H37L38 71L40 72V75L39 76H41V75H43L42 77H40L38 80V82H36V85L34 84L33 85V87H32V90L33 89H35V87H36V90H37V88L40 90L41 88H42V84H44V82L46 83L47 81V77H49L50 78V80H51V82L50 83H55V80L58 82L59 81V79L58 78H61V76L59 75V72H60V70H58L57 68H65V66L66 65H68L69 67L71 66V65H69V64H65V62L63 63V64H61V67L58 65V63L57 64H55L56 65V69L58 70H55L54 71V68H53V75H52V70H50V69H52V64H51V62L54 64V62L56 63V62H58V58H60L61 56H62V53H66V54H75L81 47H83V48H85V51H87V52H85V53H87V55L89 54V56H87L86 57V59H85V62L84 63H86V64H91V67H92V65L93 66H98V68H99V66H101V64L102 63H105L107 66H105V68H106V70H109V71H112V70H110V68L112 69L114 66H116V64H119V60H121V61H123L124 60V58H126L125 60H127V59H130V58H132V57H134V58H136L137 59V56H138V58H145L146 56L148 57L149 55H152V56H154L153 58H155V55H156V52H157V46H158V48L160 49H164V48H162L161 46H165L166 48L164 49L165 50V53H164V50L163 51H161V49H160V53H161V55L163 56H165V55H167L168 57L166 58V59H170L169 57L171 56V58H173L172 60H174V59H176L177 60V58H175V57H173L175 54H176V57H178V56H180V55H184L185 57H186V60L185 59H183L184 60V62H185V65H184V63H182L183 62V60H182V56H180V57H178V61H177V64H179L180 65V71H183V72H181L183 75H185L184 76V78H187V77H189V75L192 77V78H196V77H198L197 78V83L199 82V81H201V80H203V79H207L208 77H206L205 75V73H203L204 71V69H206V67L207 68H209L210 70L212 69L214 72L216 71V69L218 68V67H220L219 69V72H218V69H217V72L218 73H220V74H217L216 72H215V76H216V74L217 75H219V76H216L215 78H217L216 80H218L217 82L218 83H220V84H222V86L225 88V89H229V88H232L233 86L235 87L237 84L234 82V80L236 79V78H238V77H240L241 75L240 74H246V72H244V71H246L247 69H249L250 67H248L246 70L244 69H242V68H239V66H238V64H236L235 62H236V55H239V54H241L242 55V57H244V59H246L248 62H258L259 64H263L264 63V51L255 43V42H253V40L252 41H248V40H244L243 38H245L247 35H251V37H253V36H255L256 35V33L255 32H253V33H249L248 32V30H247V28L248 27H239L238 29H236L237 30V32H238V34H239V36L241 37V40L239 41V42H234V41H230V40H225V39H218V38H215V37H211V36H208V35H205V33L207 32V31H201V30H199L201 27H203V26H213V27H215V28H218V29H223V28H225L226 27V24H228V20H227V18L225 17V13L223 12L224 10L223 9H221V10H219V9H216L215 7H214V3H213V0H191V2L190 3H185L184 2V0H156V3H155V1L153 2L154 4V6H155V9H156V11H159V10H161V8H163V9H165L164 11H165V14L166 15H164L163 16V18L161 17H158L157 16V18H156V20H158L157 22L159 23L160 21H161V23H159L160 25H161V28H163V30L162 29H160V30H162V32L164 31V33H161L160 34V31L157 33V35L155 34V37H154V34L152 33V27H150V26H152L151 25V16H150V12H149V15H148V12H147V10H145V12H144V9H143V7H144V2L142 1V0H10V1H12V3H10V4H8L9 3V1H5ZM29 1V2H28ZM29 3L31 6L30 7H28L27 5H24V4H22V3ZM83 2H86V3H88L89 5L88 6H84V3ZM193 2V3H192ZM236 2H241V4H242V7L238 10V11H236L235 12V14H240V13H250L251 12V7L249 6V4L247 3L248 2V0H238V1H236ZM67 3V4H66ZM96 3V4H95ZM161 3H164V5L163 4H161ZM8 4V5H7ZM184 4H186V5H184ZM260 5V4H259ZM165 6V7H164ZM171 6V7H170ZM178 6V7H177ZM185 6V7H184ZM193 6V7H192ZM195 6V7H194ZM247 6H249V7H247ZM260 6H262V5H260ZM190 7H192V8H190ZM197 7H199V8H197ZM262 7H264V6H262ZM31 10V12H30V10ZM64 9H66V10H64ZM169 9V10H168ZM197 9V10H196ZM56 10L57 11H59V12H63V13H65L66 11H73L74 12V14H73V16H70V17H57L58 15L60 16V13H57L56 12ZM61 10V11H60ZM63 10V11H62ZM55 11V12H54ZM35 12H37V14H39V15H33V14H31V13H35ZM42 13V14H41ZM57 14V15H56ZM170 14V15H169ZM37 16V17H36ZM55 16V17H54ZM191 17V18H190ZM264 17V16H263ZM150 18V19H149ZM155 18V17H154ZM159 18V19H158ZM179 19H181V20H179ZM192 19V20H191ZM189 20V21H188ZM186 22V24L185 23H183V22ZM190 21H191V23H190ZM163 23V24H162ZM236 23V22H235ZM147 24H148V26H147ZM189 24V25H188ZM234 24V23H233ZM163 26V27H162ZM184 26V27H183ZM185 27H187L186 28V30H188L189 32H190V35H188V37L184 34V33H182L181 32V30L183 31V29H185ZM171 28H173V29H171ZM189 28V29H188ZM78 29V30H77ZM166 29V30H165ZM167 29H168V31H167ZM256 29H258V27H256ZM49 30V31H48ZM150 30V31H149ZM169 30H171L170 32H169ZM149 32V33H148ZM166 32H167V34H166ZM189 32L187 33V34H189ZM42 33V34H41ZM178 34V35H177ZM180 34V35H179ZM210 34V33H209ZM177 35V36H176ZM182 35H183V37H184V35H185V38L187 37V39H181L180 40V38L182 37ZM24 38H23V37ZM71 36H79V38H78V45L79 46H77V44H76V42L75 41H72V38H70ZM82 36V37H81ZM207 36V37H206ZM20 37L22 38V40H24V43H21L20 42ZM131 37V38H130ZM158 37H160V38H158ZM180 37V38H179ZM154 38H155V40H154ZM156 38H158V39H156ZM163 38V39H162ZM177 38V39H176ZM188 38H189V41H191V42H189L188 41ZM161 39L164 41H161ZM168 39V40H167ZM171 39V40H170ZM173 39V40H172ZM7 40V42H5ZM159 41V43L157 42V44L156 43H154L155 41ZM175 40V41H174ZM178 40H180V41H178ZM147 41L150 43V49H151V51L148 49V46H147ZM188 41V42H187ZM228 43H227V42ZM18 42V43H17ZM28 42V43H27ZM81 42V43H80ZM161 42H163V43H161ZM192 42H194L193 44H192ZM198 44H197V43ZM223 42V43H222ZM59 43V45H60V47H61V53H59V55H58V57H56V59H54V60H52L53 58L52 57H50V56H52V55H50L49 56V54H50V50L53 48V47H55V45H57ZM80 43V44H79ZM168 45H167V44ZM196 43V44H195ZM227 43V44H226ZM9 44V45H8ZM18 44V45H17ZM25 46H24V45ZM72 45V49L71 48H69V50H68V46L67 45ZM84 44V45H83ZM177 44H180V47H179V45H177ZM7 45H8V47H7ZM22 45V46H21ZM81 45V46H80ZM83 45V46H82ZM171 45H173V46H171ZM175 45H177V47L175 46ZM182 45V46H181ZM200 45H202V47L199 46ZM4 48H3V47ZM27 46V47H26ZM67 46V47H66ZM168 46V47H167ZM171 46V47H170ZM184 46V47H183ZM12 47V48H11ZM14 47V48H13ZM22 47V48H21ZM51 47V48H50ZM188 49H187V48ZM199 47V48H198ZM226 47H227V49H226ZM24 48V49H23ZM82 48V49H83ZM86 48H87V50H86ZM171 48V49H170ZM225 48V49H224ZM15 49V50H14ZM108 49V50H107ZM169 49H170V51H169ZM179 49H181V50H179ZM187 49V50H186ZM195 50V51H193V50ZM200 49H202V50H200ZM246 49V50H245ZM89 50V51H88ZM91 50V51H90ZM122 50V51H121ZM148 50H149V52H148ZM168 50V51H167ZM186 51V53H185V51ZM189 50H190V52H189ZM201 51L202 53H204L203 55H202V53L200 54L199 52H198V55H200L199 56V58H198V60H200V61H198L197 60V53L196 54H194V55H191L193 52L195 53L196 51ZM223 50V51H222ZM225 50V51H224ZM16 51V52H15ZM50 51V52H49ZM105 51V52H104ZM109 53H108V52ZM145 51H147V52H145ZM167 51V52H166ZM174 51V52H173ZM184 51V52H183ZM188 51V52H187ZM208 51V52H207ZM222 51V52H221ZM8 54H7V53ZM107 52V53H106ZM112 52V53H111ZM116 52V53H115ZM125 52V53H124ZM164 54H163V53ZM171 54H170V53ZM176 52H178V53H176ZM224 52V53H223ZM228 52V53H227ZM12 53V54H11ZM100 53V54H99ZM106 53V54H105ZM122 53V54H121ZM124 53V54H123ZM128 53V54H127ZM147 53L149 54V55H147ZM170 55H169V54ZM174 53V54H173ZM188 53V54H187ZM225 53H226V55L228 56V58L227 59H224L223 58V56L225 57L226 55H225ZM3 54V55H2ZM103 54V55H102ZM109 54V55H108ZM137 54V55H136ZM172 54H173V56H172ZM180 54V55H179ZM189 54L191 55V56H189ZM236 54V55H235ZM108 55V56H107ZM143 55H145V57L143 56ZM178 55V56H177ZM206 55V56H205ZM231 55V56H230ZM5 57V59H4V57ZM83 56L85 57V55L83 54V52L82 53H78V55H75L74 57H75V60H76V62H79L80 60H82L83 59ZM120 56V57H119ZM128 56V57H127ZM131 56V57H130ZM141 56V57H140ZM196 56V57H195ZM201 56H205V57H202L203 58V60H201L202 58H201ZM226 56V57H227ZM3 57V58H2ZM11 59H10V58ZM16 57H18V59L20 58V60H18L17 62L16 61H14L15 59L14 58H16ZM24 57H26V58H24ZM39 57V58H38ZM151 57V56H150ZM184 57V58H185ZM187 57H188V59H187ZM190 57H192L191 58V60H195V58H196V62L193 60V61H191V62H194V63H190ZM195 57V58H194ZM225 57V58H226ZM235 57V58H234ZM28 58V59H27ZM93 58V59H92ZM107 58V59H106ZM141 58V59H142ZM179 58L181 59V61H179ZM201 58V59H200ZM10 59V60H9ZM14 59V60H13ZM22 59V60H21ZM23 59H27V60H23ZM38 60V61H35V60ZM51 59V60H50ZM119 59V60H118ZM205 59H206V61H205ZM2 60H4L3 61V63H1L2 62ZM11 61V62H9V61ZM93 60V61H92ZM95 60V61H94ZM210 62H209V61ZM6 61H8V62H6ZM49 61V62H48ZM88 61V62H87ZM187 61H189L188 63H189V67L187 66ZM204 62L205 64L207 63L208 65H209V67H208V65H204L203 63H201V62ZM6 62V63H5ZM15 62V63H14ZM44 62V63H43ZM48 64H47V63ZM66 62H68V60L66 61ZM94 62V63H93ZM100 62V63H99ZM125 61H123L122 63L120 62V64H123ZM155 62L157 63V59L155 58ZM179 62V63H178ZM5 63V64H4ZM41 63H43L42 65H41ZM115 63V64H114ZM180 63H182V64H180ZM197 63V66L195 65ZM199 63H201V64H199ZM230 63H233V64H235L234 66L236 67V68H233V69H235V70H230V67H232L233 65L231 64V66L229 65ZM2 64H4V66L6 65V64H8V66H6L7 68H5L4 66V69H3V67H2ZM49 64H51L50 65V68H49ZM70 64H71V61H70ZM85 64V65H86ZM98 64V65H97ZM100 64V65H99ZM193 64L195 65V66H193ZM20 65V64H19ZM18 65V66H19ZM22 65H20V66H22ZM65 65V66H64ZM104 65V64H103ZM201 65H204V68H203V66H201ZM223 65V66H222ZM225 65H226V67H225ZM227 65H228V67L229 68H227ZM10 66V67H11ZM14 66V67H13ZM19 66V68H22L23 70H24V65L22 66V67H20ZM68 66L66 67V68H68ZM123 66H125V65H123ZM183 66H187L186 67V71H185V68L183 67ZM192 66H193V68H192ZM199 66V67H198ZM214 66V67H213ZM218 66V67H217ZM233 66V67H234ZM122 67V66H121ZM190 67H191V69H193V70H195L196 72H194L193 71V73H195V75L194 74H192L190 71H189V69H190ZM203 68V70L202 69H200V68ZM39 68V69H38ZM42 68V69H41ZM97 68V67H96ZM182 68H184V70H182ZM189 68V69H188ZM195 68V69H194ZM198 68V69H197ZM224 69V70H222V69ZM240 69L239 71H241V72H243V73H241V72H239V71H236L237 69ZM254 69H255V67H253ZM252 68V69H253ZM6 69V70H5ZM22 69H21V71H22ZM62 69V70H63ZM187 69H188V71L191 73H189L188 71H187ZM190 69V70H191ZM197 69V70H196ZM228 69V70H227ZM232 69V68H231ZM253 69V70H254ZM257 69V68H256ZM251 70V68L247 71V75H249L250 74V76H253V79L255 80H253L254 82L253 83H255L256 81V83H258V84H264V74L263 73H261V72H259L258 70ZM10 70V69H9ZM44 70V71H43ZM50 70V71H49ZM101 71L100 72H103L102 74H100L101 76H99L98 77V79H96V81H97V84H99V86L95 83V84H93L92 85V83L94 82V80L92 79L91 80V77H89V76H87V78H86V76L84 75H82L80 72L78 73L77 71H76V74L74 75V76H72L71 77V79H68V80H66L67 81V84L69 85L70 83H72L71 82V80L73 81V82H76V80H77V78L79 79V77H82L83 79H79V81L82 83V87L80 86V87H78V88H80L79 90H81V91H76L75 93H73L71 96V98H73V97H76V98H81V97H83L82 99H83V101L84 102H88V105L90 106V105H92L91 103H95V102H98L99 103V100H101L103 97H102V94L104 93V92H101L99 89V92H98V90H96L98 87H101L102 85V83L103 82H106L107 80H109L108 79V71H107V73H105L104 72V70L103 69H100ZM128 70V71H127ZM198 70H199V73L200 74H198V76L196 75L197 73H198ZM211 70V71H212ZM243 70V71H242ZM3 71V72H2ZM20 71V70H19ZM46 71V72H45ZM57 71V73H55ZM126 71H127V73L129 72V71H134V68H133V70L132 69H129V67L127 66H125V68H121V70H119L118 72H115V73H118L117 75H112V73H110V75H112V77H114V79H115V81H117V80H119L118 78L119 77H121V75H127V73H126ZM184 71H185V73H184ZM192 71V70H191ZM202 71V72H201ZM231 71H233V72H231ZM252 71V72H251ZM255 71H256V73H255ZM23 73H21V74H30V72L29 71H27V72H25V71H22ZM25 72V73H24ZM38 72V73H39ZM43 72V73H42ZM50 72H51V74H50ZM235 72H238V74L237 73H235ZM251 72V73H250ZM255 74H254V73ZM20 73V72H19ZM60 73H62V72H60ZM78 73V74H77ZM104 73H105V75H108L107 77L104 75ZM123 73V74H122ZM126 73V74H125ZM259 73V74H258ZM48 74V75H47ZM81 74V75H80ZM121 74V75H120ZM129 74H131V73H129ZM153 75V77L155 78V82H156V84L158 85V88H160V76H161V72H160V70H159V67L156 65V67H155V70H154V68H153V71L152 72H146L145 74H144V76H140V77H138L139 79H136V80H141V79H145V80H147V79H149V77L151 76V75ZM205 74V75H204ZM235 74H236V76H235ZM253 74V75H252ZM262 76H261V75ZM193 75L195 76V77H193ZM201 75V76H200ZM240 75V76H239ZM51 76V77H50ZM53 76H54V78H53ZM60 76V77H59ZM235 76V77H234ZM238 76V77H237ZM105 77V78H104ZM117 79H116V78ZM148 77V78H147ZM42 78H44V79H42ZM86 78V79H85ZM106 78H107V80H106ZM109 78H111V76H109ZM141 78V79H140ZM235 78V79H234ZM46 79V80H45ZM74 79H76V80H74ZM89 79V80H88ZM121 79V78H120ZM143 79V80H144ZM198 79H199V81H198ZM233 79V80H232ZM54 80V81H53ZM91 81V82H88V81ZM113 79L111 78V80H109V81H112ZM145 80H144V83L142 82V80L141 81H137L138 83H136V84H134L133 85V87H131V88H133V90H131V92L132 93H139L140 91H142L143 92V90H140V89H145V88H149L150 87V85L151 84H149V83H147V82H145ZM44 81V82H43ZM66 81H64L65 83H66ZM95 81V82H96ZM109 81H107V83L110 85V83H109ZM114 81V80H113ZM231 81H232V83H231ZM236 81V80H235ZM260 82V83H259ZM139 83H140V85L141 84H144V86L143 85H139ZM145 83H146V85H145ZM196 82H195V84L194 85H196L197 84ZM234 83V84H233ZM255 83V84H256ZM138 84V85H137ZM149 84V85H148ZM11 85V84H10ZM41 85V86H40ZM84 85V86H83ZM92 85V86H91ZM94 85H97V86H94ZM101 85V86H100ZM138 87H137V86ZM191 85H193V84H191ZM193 85V86H194ZM7 86H8V84H7ZM35 86V87H34ZM92 87V88H91ZM128 87H129V85H128ZM127 86H122L121 88H120V91L118 92V94L119 95H121V93H122V96L118 99L116 96V99H115V97L113 98V100L115 101H111L112 102V106L109 104V107H110V112H112V111H114L115 112V107H113V106H115V105H117L119 108H120V106H123V104L124 105H128V104H130V105H126V106H123L122 108H118V107H116V108H118L117 109V111L116 112H122L124 109L123 108H125V107H130V108H132V113H133V118H135L134 120H135V122H138V123H140L141 122V116H144L145 114H146V112H144L145 111V107L144 106H142L141 104H140V102L138 103H134V102H136V99L137 100H139L138 98H136L135 99V94H132L131 92H124V91H126L125 90V88H128ZM144 87V88H143ZM3 88V87H2ZM7 88V87H6ZM87 88V89H86ZM108 88H109V90L111 89L110 88V86H108ZM108 88H106V89H108ZM135 88V89H134ZM1 89V88H0ZM54 89V90H53ZM52 90H53V92L54 91H56L55 90V88H53ZM138 89V90H137ZM9 90H12V89H9ZM136 90H137V92H136ZM140 90V91H139ZM146 90V89H145ZM144 90V91H145ZM28 91V90H27ZM52 92V93H53ZM11 93H13V92H11ZM10 93V91H9V93H7V94H5V96H7V98H8V100L10 99H12V94ZM55 93L56 92H54L53 94L55 95ZM78 93V94H77ZM125 93V94H124ZM126 93L128 94L129 93V95H126ZM86 94V95H85ZM117 94V95H118ZM123 94H124V96H123ZM132 94V95H131ZM76 95V96H75ZM84 95V96H83ZM104 95V94H103ZM99 96H101V97H99ZM134 96V97H133ZM95 97V98H94ZM127 97H128V99H127ZM132 97V98H131ZM69 98H70V96H69ZM75 98V100H77ZM78 98V101L80 102V100L81 99H79ZM93 98V99H92ZM98 98V99H97ZM125 98V99H124ZM55 99H57L58 100V98H55ZM54 99V102H53V100H52V102H53V104H52V102L50 103V102H41L42 103V105L45 103V104H47V105H49L47 108H52L54 105V108H52V110L53 111H55V112H59V109H63V108H65L64 106V103L66 104V101L64 102L63 100H61V99H59V101H56ZM74 99V98H73ZM88 99V100H87ZM122 99V100H121ZM93 100V101H92ZM96 100V101H95ZM116 100H118L119 101V103L116 101ZM133 100V101H132ZM82 100H81V102H83ZM131 101V102H130ZM162 99L161 98H159L158 99V106H159V108L161 109V107H162ZM77 102V101H76ZM80 102V103H81ZM83 102V103H84ZM111 102H109V103H111ZM121 102V103H120ZM57 103V104H56ZM61 103H63V105L61 104ZM123 103V104H122ZM132 103V104H131ZM85 104V103H84ZM115 104V105H114ZM120 106H119V105ZM122 104V105H121ZM137 104V106H134V105H136ZM53 105V106H52ZM58 105V107H56ZM62 105V106H61ZM87 104H85V105H83V106H88ZM94 105V104H93ZM95 105H97V104H95ZM94 105V106H95ZM133 105V106H132ZM140 107H139V106ZM45 107H46V105H44ZM81 106H82V104H81ZM96 107V106H95ZM111 107H113V108H111ZM141 107H143L144 109V111L143 110H140V109H142ZM134 108H135V110H134ZM55 109V110H54ZM123 109V110H122ZM60 110V111H61ZM98 109H95V112L97 111ZM119 110V111H118ZM99 112H100V110H98ZM115 112V113H116ZM144 114H143V113ZM98 113V112H97ZM141 113V114H140ZM160 113V117H161V125H160V122H159V144H160V150H161V155H160V164H161V172L163 173H161V180H162V182H161V186L163 187V192H164V195H161V194H163V192H157L156 194L157 195H152L151 194V197H149V191L147 190V188L146 187H143L142 186V181L144 180V179H142V177L144 178L145 176H147V175H145V173L146 172H144L143 170H144V168H145V171H146V169H148V168H151L152 166L151 165H153V163L151 164V162H147L146 160H145V158L143 157V155L142 156H140V152L138 153V150L139 149H141L142 148V145H141V142H139L141 139H137L136 137H135V140L137 139V141H138V143H137V141H134L135 143H132L131 144V142H130V144H124V141H125V139L124 140H122V139H120L121 137H116V138H111L109 141V147L111 146V145H113V146H111L112 148H114V146H115V149H110L109 147H105L104 148V146H108V144L107 145H104V146H99V147H101V149H97L96 148V145H93L92 147H94L95 146V148H92L91 146H90V148L88 147V149H87V151H86V149L85 148H83L84 147V144L82 143V144H80L79 146L80 147H78V148H76V146L74 145V148L76 149H74V148H72V147H69V149H68V147H66V149H65V151L63 152V150L64 149H62L63 147H61V151L63 152V155H61L60 156V152H59V150L57 149L56 151H57V153H59V154H55L54 153V156L57 158L58 157V155L60 156V158L57 160L55 157L54 158H50V156L48 155V151H49V149L50 148H48L49 146V144H48V141L46 140V144H43L44 143V139L43 140H41V141H43V143H42V145L43 146H45L44 148L46 149L45 151H47V154L45 153V151H42V152H44V154L42 153V152H39L40 154H39V156H41V154H43L41 157H39V156H37L36 155V152L33 154V152H31V153H29L28 155H29V158H31V159H29L28 158V156L26 157L27 159H29V162H27L26 163V161H27V159L25 160V159H23L24 161H20L21 163L23 162V164L25 165V167H24V169H25V171L26 170H28V171H31V170H33V173L31 174V175H28V174H30L31 172H27V173H25V171H24V169L21 167V166H23L21 163V166H20V168L18 167L19 165H13L12 163H11V159H9V156L7 155L6 157L4 156V155H6L5 153H0V157H2V158H0V159H2V161H3V159H4V157L5 158H7L8 157V159L9 160H7V159H5V160H7V161H0V168L3 170V172H4V170H5V173H3L2 171H1V169H0V172L2 173H0V188L1 187H4L5 188V186L6 187H8V189L9 188H11L12 186H13V188L14 189H18L19 191L17 192V194L16 193H14V189L12 188V189H9L8 191V195L9 196H11V197H9L8 195H7V188H3L2 190L3 191H1V189H0V194H1V196L2 195H4V194H6V195H4L5 197L7 196V197H9L10 199H8V198H5V197H3V199H2V197H0V201L2 202V203H0V207H1V210H0V214L1 213H5L4 215L2 214V215H0V218H1V216H3V218L5 217V219L9 216V218H11L10 216L12 215V219H14V218H16V220H17V217H13V216H17L18 215V217L20 218V215L22 216V215H24V216H22L21 217V219H22V221L24 222V219L25 218H27L28 220H30L29 218H33L34 220H30V221H33V222H38L39 220L42 222L43 220V222L45 223V225L47 226V230H48V232H50L49 231V229L50 228H52V229H50L51 230V232H50V235H48V234H43V235H47L46 237H44V236H42V234H41V238H42V241H41V239L39 238L38 239V244L37 243H34L33 244V248H34V253L36 254L38 251H40V252H38V253H41V254H39L40 256L42 255V253H44L45 255L44 256H48L49 255V257H48V261L51 259H53L54 258V254L52 255V254H47L45 251V249L43 248V247H40V245L42 246V242H43V239L45 238H48L50 241H51V243H53V237H54V240L55 241H60V239H58V237H57V235L59 234V233H55V235H53L52 236V234L54 233V232H59L60 230H58V228L59 227H61L60 229H64V227L63 226H65V223H67L68 221L70 222L69 224L67 223V225L69 226V228H70V226H72V229H74V233H72V235L74 236V237H76L77 235H79V236H77L76 238L78 239V240H81L82 238H81V235L82 234H80V232H78L79 231V229H80V231L82 230L83 232H85L86 233V229L85 228H87V227H90L89 229H87V230H90V229H93L94 230V227L96 228V226H95V224H93V223H95V221L93 220V218H95V217H93V216H95L97 213H98V211H99V213H100V209H101V212H102V214L101 215H103V217L102 218H104L103 220H105V222L106 223H110L112 226H117L118 227V225H116V224H114V223H116L117 221V224H119L121 227H125L124 229H126L127 227L129 228V229H127L126 230V232L127 233H130V234H132L133 232H134V235L132 234V236L134 237L133 239H130V238H132V236H130V237H128L130 240H131V244H133V242L135 243V244H137V245H130L131 246V250L133 249V247H134V249L132 250V252H134V253H131V255L132 254H139L140 253V249L142 248V249H144L143 247H141L142 246V244H143V242H144V245L143 246H145V244H147L146 243V241L148 240L147 238H145L146 237V235H143V232H141V228H145L146 226L144 225H142V224H146V225H148L150 222H148V221H151L152 220V224H155L157 221H158V216H156V217H153V216H155L156 215V212H157V210H158V208H160V206L158 205V204H160V201H162V204L164 205V215H166L165 216V221H166V224H167V233H168V236H169V239H171V251H172V254H173V258L175 259H173L174 260V263L175 264H179L180 263V260H179V258H180V256H179V254H178V250L177 251H175V249H177L174 245H173V242H172V240H173V231H172V228H171V224H170V217H171V215H170V207L172 206V209H175L174 207L176 206H178V205H180L179 207H182L183 206V204L184 203H186V207H188L187 206V204H190V199H191V197H189V196H187L186 197V195L187 194H189V195H191L192 194V192L194 191V197L192 196V198L193 199H195V196L196 197H198V198H196V199H198V200H192V202H197V204L194 202V204L193 203H191V204H193V206L190 204V206H192V207H194V206H196L197 207V209H199V206H203V205H207L206 203H208L210 200H211V197H209V195H205V194H202L203 192H205L204 190H206V191H208L209 189H207V188H209L210 187V189L212 188L211 187V185L212 184H214L215 183V185L213 186V188L214 187H221L222 185H223V181H225V180H220V181H217V182H219V183H217L216 182V180H218L221 176H219V175H216V177H214V178H212V180H210L209 182H208V180L209 179H207V178H211V173L210 172H208V171H206L205 169L206 168H204V166H202V159H204V158H206L205 156H209V155H211L210 153H212V151L209 153L208 151H206V150H202V149H204V148H202V145H203V143L205 144L206 143V140H212V139H208V138H216L217 136H216V134H215V132L216 131H213V130H215L216 128H213V127H208L209 125H207L206 124V126H207V128L205 129V130H208V132H210V128H212V132H210V134H207V135H205V136H208L207 137V139L206 138H204L203 140H201V138H203V135L207 132V131H204L205 133L203 134V132H202V135H199V134H201V132L199 133V131H197L196 129L194 130L193 129V127H192V125H190V122H189V120H184V121H187V122H184L183 120H182V127L180 128V130H179V132L178 133H176L175 131L176 130H178L177 128H175L174 127V130H173V127H171V123H170V125L168 126V124H167V134L169 135V136H171V138L170 137H168V139L167 140H165L166 139V137H164V131H163V129H164V125H165V123L164 122H162V120H163V112H159ZM135 114V115H134ZM140 114V115H139ZM192 115V114H191ZM135 116V117H134ZM138 117V118H137ZM139 117H140V119H139ZM114 118H116V117H114ZM195 118V117H194ZM199 118V116H197V119ZM139 119V120H138ZM173 121V118H172V120H171V122ZM39 122V121H38ZM175 123L174 124H177V122H181L180 120H179V117L178 118H176L175 119V121H174ZM188 122H189V124H188ZM164 123V124H163ZM112 124H115V123H112ZM118 124V123H117ZM142 124V123H141ZM174 124H172V126H174ZM186 124V125H185ZM138 125H140V124H138ZM143 125V124H142ZM184 125V126H183ZM38 126V128L36 127L35 128V130H39V129H41L42 130V128H41V125L39 124V125H37ZM43 126V125H42ZM40 127V128H39ZM44 127V126H43ZM171 127V128H170ZM186 128H189V129H186ZM170 129H172V130H170ZM40 130V131H41ZM187 130H188V132H187ZM235 130H238V128L236 129H233L232 130V132L233 131H235ZM172 131H174V133L172 132ZM39 132V131H38ZM119 132V131H118ZM121 133H122V131H120ZM119 132V133H120ZM182 132H185L186 134H187V136L185 135H182L183 133ZM195 132L196 133H198L197 135H195ZM214 132V135H212V137H211V134ZM232 132H230V134L232 133ZM235 132H237V131H235ZM235 132H233V133H235ZM120 133V134H121ZM184 133V134H185ZM177 134V135H176ZM181 135V136H180ZM189 135L191 136V138H193L194 139V141H198V139L201 141H199V142H197V143H194V141H191V139H189L190 137H189ZM233 135V136H232ZM235 135V136H234ZM137 137H139V135H136ZM194 136V137H193ZM202 136V137H201ZM204 136V137H205ZM210 136V137H209ZM238 136V137H237ZM182 137V138H181ZM184 137V138H183ZM187 137V138H186ZM189 137V138H188ZM231 137H232V139L231 140H229V144L226 142L225 144H226V147H228L227 145H232V144H238L239 142H240V135H239V133H235V134H231ZM230 137V138H231ZM119 138V139H118ZM197 138V139H196ZM237 138H238V141H237ZM177 139H180V140H182V141H184V142H182V143H184V144H179V141H177ZM206 139V140H205ZM115 140H117V142L116 143H118V140H119V143L118 144H121V146L120 147H124L123 149L124 150H126V152H124V151H121V150H119V149H117L116 147L118 146V144H116L115 143ZM123 142H122V141ZM169 140V142H167ZM215 140V139H214ZM236 140V142L234 143V141ZM112 141V142H111ZM187 141H191L190 143H191V146H190V144H189V142L187 143ZM203 141V142H202ZM165 142H167V145L169 146V147H167V150H168V156L166 157L165 156V148H166V143ZM49 143H50V141H49ZM112 143V144H111ZM122 143H123V145H122ZM165 143V144H164ZM169 143V144H168ZM185 143H187V145L185 144ZM192 143H193V145H195V146H193L192 145ZM198 143H200L198 146L200 147H198V148H196V145L198 144ZM231 143V144H230ZM136 144H137V146L139 145V147H136L135 148V146H136ZM171 144V145H170ZM117 145V146H116ZM127 146V148L125 147V146ZM134 146V148L136 149H133L131 146ZM206 145V144H205ZM43 146H42V148H43ZM83 146V147H82ZM176 146V147H175ZM193 146V147H192ZM204 146V145H203ZM64 147V148H65ZM191 147V148H190ZM205 147V146H204ZM237 147H240V144L239 145H237ZM70 148L72 149V150H70ZM81 148H83V149H85V151L87 152V153H89V154H87L88 155V157L87 156H85V158L83 159V154L85 153V151L83 150V149H81ZM107 148V149H106ZM139 148V149H138ZM176 148V149H175ZM178 148V149H177ZM182 148V149H181ZM202 148V149H201ZM67 149H68V151H67ZM81 149V150H80ZM94 149V150H93ZM98 150V151H96V150ZM110 149V150H109ZM117 149V152L115 151ZM128 149H133V150H135V151H132L131 150V152L128 150ZM171 149V150H170ZM196 149V150H195ZM197 149H199L198 150V152H197ZM44 150V149H43ZM53 150V149H52ZM73 150H75V151H73ZM114 150V151H113ZM129 152H128V151ZM228 150H230V149H228ZM227 150V151H228ZM54 151V150H53ZM53 151L51 152V149H50V151H49V154L51 155L52 153H53ZM66 151H67V153H66ZM78 151V152H77ZM79 151H80V153H79ZM88 151H93V152H98V153H100L101 155L99 156V157H103L104 156V158H102V160H104V162L103 161H101V159L98 161L97 159H95L94 158V156L93 155H91V154H93V152H88ZM100 151H102V152H100ZM111 151V152H110ZM112 151H113V153L114 152H116V153H114V154H117V155H113V153H112ZM121 151V152H120ZM137 151V152H136ZM140 151V150H139ZM177 151V152H176ZM192 153H191V152ZM195 151V152H194ZM232 151V150H231ZM231 151H229V153L231 152ZM1 152H3V151H1ZM55 152V151H54ZM75 152V154L77 155H75V154H73ZM105 152H106V154H105ZM107 152H110L109 154L111 155V157H110V155H109V158H107L108 157V155H107ZM126 153V155L124 154V153ZM136 152V153H135ZM173 152H176V153H173ZM186 152V153H185ZM189 152V153H188ZM200 152V153H199ZM236 152V151H235ZM238 152V151H237ZM71 153V154H70ZM91 153V154H90ZM112 153V154H111ZM183 153V154H182ZM194 153H196L195 155H192L194 158H195V160H194V158H192V156H191V154H194ZM203 153V154H202ZM204 153H205V155H204ZM208 155H207V154ZM225 153V152H224ZM224 153L222 154L223 155V160L222 159H220L221 160V162H223V164L225 163V165H229V163H230V161H228L230 158V160L231 161H234L233 159H235L236 160V153L234 154V151L232 152V153H230V155L231 156H229V154H227L228 152H226L225 153V155H224ZM4 154V155H3ZM30 154H31V157H30ZM48 155L47 157H46V155ZM81 154V155H80ZM86 154V153H85ZM84 154V155H85ZM95 154V153H94ZM103 154V155H102ZM120 154H123L124 156H125V160H126V162H124V159H122L120 156ZM130 154H134V156H130ZM136 154H137V156H139L138 157V159H139V161H141L142 160V158H140V157H143V161H145V163L147 164H145L143 161H142V163H139L138 162V165H136V162L138 161V159L136 158ZM173 154L174 155V159L173 158H171V157H173V155L171 156V155ZM190 154V155H189ZM214 154V153H213ZM230 157H228L227 155ZM232 154H234V155H236V156H233ZM238 154V153H237ZM2 155V156H1ZM36 155V157H38L37 158V160L35 159V156ZM66 155H68V156H66ZM74 156V158H72L71 157V159H70V157L69 156ZM82 156V157H80V156ZM107 155V156H106ZM115 157H113V156ZM120 155V156H119ZM128 155V156H127ZM170 155V156H169ZM185 155H186V157H188V156H190V157H188V158H190V159H188L187 158V160L184 162H180V160L182 159L183 160V158L184 159H186V157H185ZM53 156V154L51 155V157ZM66 156V157H65ZM77 158H76V157ZM129 156H130V158H129ZM196 156V157H195ZM198 156L201 158L202 157V159L200 160L199 158H198ZM226 156V157H225ZM47 159H46V158ZM63 157H65V158H67L68 157V159H70L71 161L70 162H72V165H71V168H74L73 170L70 168V163L68 162L69 160L67 159V160H63V159H65V158H63ZM86 157H87V160H85L86 159ZM119 159V160H117V158ZM175 157L177 158V161H179L180 162V164H179V162H177L176 161V159H175ZM215 157V156H214ZM224 157L226 158L225 160H224ZM239 158L236 160V161H239L240 160V156H238ZM33 158V159H32ZM40 158V159H39ZM42 158V159H41ZM44 158H45V160L46 161H50V162H52L53 164L55 163V165H53L52 163H46L45 164V162L43 161L44 160ZM82 158V160H80ZM89 158V159H88ZM110 158H114V159H112L113 161H111L110 160ZM132 158H135V159H133L132 160ZM197 158H198V160H197ZM233 158V159H232ZM39 159V160H38ZM51 159V160H50ZM54 159H56V160H54ZM75 161H74V160ZM94 159H95V161H94ZM106 159L108 160L107 162L108 163H106ZM115 159H116V161H115ZM129 159H131V160H129ZM179 159V160H178ZM192 159H193V162H192ZM34 160V161H33ZM42 160V162H40V163H37L38 161H41ZM78 160V161H77ZM85 160V161H84ZM89 160V161H88ZM135 160H137V161H135ZM167 160H169L170 161V163H171V165H173L172 166V168L169 170V174H168V172H166V163H167ZM10 161V162H9ZM30 161H33V162H35V164L34 163H30ZM60 162V164H59V162ZM94 161V162H93ZM102 162L101 164L100 163H96V162ZM120 161L123 163H120ZM131 162V164H130V162ZM134 161V162H133ZM192 162L191 164L189 163V164H187L188 162ZM1 162H2V164L4 163V165H2L1 164ZM6 162H8V163H10V165H8V163H6ZM44 162V163H43ZM58 162V163H57ZM61 162H63V163H61ZM64 162H66V163H64ZM78 162V163H77ZM84 163V164H82V163ZM86 162V163H85ZM111 164H110V163ZM114 162V163H113ZM120 163L121 164V166L120 165H116V163ZM127 162H128V164H127ZM173 162H175L174 164H173ZM198 162H199V164H198ZM228 162V163H227ZM5 163L7 164V166L5 165ZM43 163V165H41ZM68 163V164H67ZM76 163V164H75ZM90 165H89V164ZM104 163V164H103ZM106 163V164H105ZM124 163H126L127 165H125ZM135 165H134V164ZM197 163V164H196ZM30 164V165H29ZM45 164V165H44ZM52 164V165H51ZM57 164V165H56ZM59 164V165H58ZM61 164L63 165V166H61ZM65 164L68 166L69 165V168L67 167L66 168V166H65ZM77 164H80V165H78L79 167H81V168H79L78 166H76ZM97 166H96V165ZM98 164H100L101 166L99 167V165ZM113 164V165H112ZM114 164L116 165V167H118V168H115V166H114ZM12 165L15 167H13L14 169L11 171V170H9V169H12V168H10V167H12ZM29 165V166H28ZM34 165V166H33ZM36 165V166H35ZM37 165H39V166H37ZM41 165V166H40ZM75 167H74V166ZM84 165V167H82V166ZM87 165V166H86ZM94 167H93V166ZM102 165L105 167L106 165H112V166H108L109 167V170L110 171H113V172H115V175H113L114 173L112 172V174H110V172L108 171V169L107 168H105V170H103V169H101V167H102ZM129 165V166H128ZM137 166V167H134V166ZM141 165V166H140ZM177 165V166H176ZM184 165V166H183ZM193 165V166H192ZM197 165H199V169L197 168L198 166ZM6 166V168L7 167H9V168H7V169H5V168H2V167H5ZM27 166V167H26ZM33 168H35V169H33ZM56 166V167H55ZM59 166H61V167H63V168H61V167H59ZM65 166V167H64ZM73 166V167H72ZM90 166V168H87V169H91V170H87L86 169V167H89ZM122 166H124L123 168H122ZM133 166V167H132ZM179 166H182V167H179ZM186 166V167H185ZM197 166V167H196ZM203 167V169L201 168V167ZM212 166V165H211ZM210 166V167H211ZM28 167H30L29 169H28ZM38 167H39V169H41V167H42V169L41 170H39L38 169ZM55 167V168H54ZM58 167V168H57ZM97 167V169H95ZM98 167H99V169H101V171H102V173H104V176L106 177L108 174V179H109V181L107 180V179H105L101 174V171L100 170H98ZM107 167V166H106ZM120 167V168H119ZM127 167V168H126ZM128 167H130L129 169H128ZM132 167V168H131ZM143 167V168H142ZM178 168V171L180 172H178L177 171V168ZM188 167H189V169L190 168H192L191 170H188ZM210 167L208 168L207 167V170H209L210 169ZM63 169V170H61V169ZM65 168H66V170H65ZM76 168H78V170L76 171ZM93 168V169H92ZM103 168V167H102ZM135 168H137V169H139V170H137L136 169V171H135ZM174 168V169H173ZM182 168H183V171H182ZM186 168H187V170H186ZM194 168H197V169H194ZM39 170V172L41 173L42 172V174H40L41 176L40 177H37L38 175H39V172H38V170ZM44 169H46V170H44ZM53 169V170H52ZM80 169H82V170H80ZM86 171H85V170ZM107 169V170H106ZM114 169H116L117 170V172L116 171H114ZM118 169H122V172L120 173V171L121 170H119V172H118ZM127 169H128V171H127ZM132 169H134L132 172H134V173H132L131 172V174H130V171L132 170ZM143 169V170H142ZM175 169H176V171H175ZM200 169H202V171L204 172V171H206L205 172V174L203 173V172H201V173H203L204 174V176H206V177H204L202 174V177L201 176H199L200 175V173L198 174V171L197 170H200ZM23 170V171H22ZM48 170H49V172H48ZM58 170H60V171H58ZM65 170V171H64ZM80 170V171H79ZM94 170V173H95V176H96V174L98 175V174H100L101 176H102V178H100V180H101V182H102V180H104V182L103 183H101L100 182V180L98 179L99 177H101L100 175H98L97 176V178L95 177V176H92V174L94 175V173L92 172ZM174 172H173V171ZM185 170V171H184ZM14 171H16V176H17V178L14 176L15 175V172ZM34 171H37L38 173H36V174H34ZM47 171V172H46ZM53 173H52V172ZM65 173V174H60V173ZM69 171L71 172V173H69ZM73 171V172H72ZM74 171L76 172V173H74ZM81 172V171H83V172H81L80 173V175H76V174H79V172ZM104 171H107V172H104ZM124 171V172H123ZM125 171H127V173L125 172ZM142 172V173H139V172ZM197 172L196 174H195V176H197L196 178H192L194 175H190L189 176V173L190 172ZM201 171V170H200ZM199 171V172H200ZM14 173V175L12 174V173ZM60 172V173H59ZM89 172H91V173H89ZM129 172V173H128ZM137 172L139 173V174H143V176H140L139 175V177L137 178L136 176L138 175L137 174ZM144 172V173H143ZM150 172V169L148 170V174H150L149 173ZM166 172V173H165ZM181 172L183 173L184 172V176L181 174ZM186 172H189V173H187L188 175H185V173ZM235 172V171H234ZM8 174V175H10V176H8L7 175V178H5V176H2V178H1V175H4V174ZM19 173V174H18ZM47 173V174H46ZM67 173V174H66ZM74 173V174H73ZM86 173V174H85ZM87 173L90 175V177H88V176H86L87 175ZM118 173H120L122 176H119L120 174H118ZM122 173H124V174H122ZM125 173L126 174H128L127 176H128V178H124L125 177ZM176 173H177V176H179V174H181V178L183 179V177H190V179H187V178H184L185 180H182L180 177H177L176 176ZM179 173V174H178ZM208 173V174H207ZM210 173V174H209ZM12 174V175H11ZM21 174H23L22 175V177H19L18 175H20L21 176ZM38 174V175H37ZM51 174V175H50ZM72 174V175H71ZM83 174V175H82ZM105 174H107V175H105ZM135 174H137V175H135ZM171 174V175H170ZM30 176L31 178L29 179V177H28V179H27V176ZM34 175V176H33ZM57 175H58V177H57ZM63 175V176H62ZM73 175H75V176H73ZM84 175H85V177L87 178H89L88 180H90V181H88V180H86L85 179V177H84ZM113 175V176H112ZM118 175V176H117ZM134 175V176H133ZM175 175V177H173ZM36 176V177H35ZM50 176V177H49ZM69 176V177H68ZM110 176H112V177H110ZM117 176V177H116ZM124 176V177H123ZM126 176V177H127ZM133 176V177H132ZM169 176V177H168ZM10 177H12V179H10ZM14 177V178H13ZM25 179H24V178ZM35 177V178H34ZM42 177V178H41ZM52 177V178H51ZM66 177H68L67 179H66ZM75 177H77V178H79V180L81 181H79L78 179H76ZM83 177V178H82ZM110 177V178H109ZM116 177V178H115ZM120 177V181H118V178ZM201 178V180L199 179V178ZM206 178V179H202V178ZM219 177V178H218ZM19 178V179H18ZM51 178V179H50ZM74 178V179H73ZM82 178V179H81ZM107 178V177H106ZM124 178V179H123ZM130 178H131V180H130ZM133 178V179H132ZM139 180L140 179V181H138V182H134V181H137V179ZM147 178V177H146ZM145 178V179H146ZM173 178V179H172ZM191 178L192 179H199V180H196V181H191ZM7 179L9 180H11V181H13L14 180V183H15V185L14 184H10L11 182H9V184H8V182H7ZM21 179L24 181V183L25 184H23V182L21 181ZM27 179V180H26ZM34 179L36 180V179H39V181H42V184H41V182H39L38 180H36V181H38L37 183H33L34 182ZM50 179V180H49ZM93 181H92V180ZM96 179H97V181H96ZM117 179V181L118 182H120V183H118L117 181V183H116V185H115V181L114 180H116ZM121 179H123V180H121ZM125 179H127L126 181L128 182V181H130L129 182V184H126L127 182L125 181ZM134 179H136V180H134ZM142 179V180H141ZM172 179V180H171ZM178 179H180V180H182V181H178ZM216 179V180H215ZM221 179V178H220ZM5 180V181H4ZM30 180H31V183H33V185L31 184V183H28V182H30ZM47 180H49V182L47 181ZM52 180V181H51ZM55 180L57 181V184L55 183L54 184V182H55ZM62 180V181H61ZM68 180V181H67ZM76 181V180H78V183H81V185L79 184H77L76 183V187L75 186H73L74 184L71 182V181ZM94 180L96 181V182H94ZM106 180V181H105ZM110 180H113L114 182L112 183ZM133 180V181H132ZM169 180V181H168ZM190 180V182H192L191 184L192 185H188V184H190V182H188L187 183V181H189ZM206 180H207V183H206ZM16 181V182H15ZM17 181H19L20 183L19 184H21L22 186H24V188L27 186L26 184H28V187L26 188V189H23L22 188V186L20 185H18V183H17ZM33 181V182H32ZM46 181V182H45ZM51 181V182H50ZM88 181V184L86 183ZM173 181H175V182H173ZM177 181L180 183V186H178V183H177ZM183 181H184V186L186 187H191V188H194V189H192L191 190V188H188V189H190V192H188L189 190H187L186 188H185V190H184V187L183 188H181L180 189V187L181 186H183ZM197 181H204V182H200V183H203V187H200L199 186V182H197ZM215 181V182H214ZM66 183V187L65 186H59V185H61L62 183ZM71 182V183H70ZM77 182V181H76ZM82 182H84V183H82ZM90 182V183H89ZM92 182V183H91ZM97 182H100V184H99V186H98V183ZM109 183V184H107V183ZM167 182H172V184L174 185V187L172 188V190H171V193L169 194L168 193V186H167ZM186 182V183H185ZM196 182H197V186H193L194 185V183L196 184ZM213 182V183H212ZM39 183V184H38ZM50 183V184H49ZM64 183V184H65ZM71 184L72 185V187L70 186V185H68V184ZM105 183V185H103ZM123 183V184H122ZM126 184V186H124L125 184ZM137 184V186H136V188H135V186H134V184ZM141 183V184H140ZM152 183V182H151ZM175 183H177V184H175ZM210 183H212L211 185H209ZM221 183V184H220ZM9 185V186H7V185ZM16 184H17V186H16ZM63 184V185H64ZM82 184L83 185H85V186H82ZM91 184V187L92 186H94V187H92V189L91 190H89V189H86V187L87 188H89V185ZM102 184V185H101ZM113 184V185H112ZM121 186H120V185ZM130 184H133V188H135V190L133 189L132 190V185H130ZM205 184H206V187H204L205 186ZM207 184H208V187H207ZM216 184L218 185V186H216ZM1 185H5V186H1ZM26 185V186H25ZM38 186L39 188H37L36 186ZM43 185V186H42ZM52 185V186H51ZM114 185H115V189H113L114 188ZM127 185H129L130 187H131V190L132 191H134V193H132V191H130V190H128V191H130L127 195L128 196H125V191L127 190V189H129L130 187L129 186H127ZM142 187H141V186ZM151 185V184H150ZM178 187H177V186ZM220 185V186H219ZM15 186V187H14ZM34 186V187H33ZM43 188H42V187ZM48 186V187H47ZM54 186V187H53ZM60 187V189H59V187ZM77 186H79V187H77ZM97 188H96V187ZM104 188V189H102V187ZM122 186H124V187H122ZM193 186V187H192ZM199 186V187H198ZM17 187V188H16ZM32 187V188H31ZM41 187V188H40ZM57 187V188H56ZM67 187H70L71 188V192H69V189L70 188H67ZM81 187V188H80ZM90 187V188H91ZM110 187V189H108ZM118 187H121V188H118ZM127 187H129V188H127ZM198 187V188H197ZM30 188L32 189V191H33V194H32V192H31V190H30ZM53 189V192H52V189ZM66 188V189H68V191H64V189ZM74 188H76V189H73ZM84 188H85V190H84ZM94 188H95V190H97V189H102L101 191L100 190H97V192L98 191H100L99 193H94L95 191H94ZM117 188V189H116ZM123 188H125V189H123ZM143 189V188H145L146 189V192H145V190L143 189L142 191H143V193H142V191L140 190V189ZM165 188V189H164ZM174 188H178V189H175L174 190ZM200 188L201 189H203L200 193H199V191H200ZM35 189H37L36 191H35ZM44 189V190H43ZM47 189V190H46ZM58 191H57V190ZM62 189H63V191H62ZM65 189V190H66ZM106 189V190H105ZM112 189V190H111ZM137 189V190H136ZM162 189V188H161ZM5 190H6V192H5ZM10 190H13V191H10ZM20 190H21V192L22 193H24L25 192V190L26 191H28V192H25L24 194H26V195H24V194H22V195H20ZM29 190H30V192L31 193H29ZM55 190V191H54ZM60 190L63 192V193H69V194H63V193H59L60 192ZM75 190L77 191V193L75 192ZM79 190V191H78ZM81 190V191H80ZM87 190V191H86ZM106 192H105V191ZM123 190H124V193H122L123 192ZM138 190H140V192L142 193H140V192H138ZM178 190H179V193H185V192H188L186 195L185 194H180L181 196H179V193H178ZM184 190V191H183ZM197 190V191H196ZM199 190V191H198ZM34 191L36 192V193H39L38 191H41L39 194H38V196H35V195H37L36 193H34ZM44 191H46L45 193H43ZM53 193V194H55L54 196H56V195H58L59 197L61 196H66V197H64V198H66V199H64L63 197V199H60L59 201H62L63 202V204H61L60 203V205H59V201L57 202V203H53V201L51 202H49L48 201V199H45L46 197L47 198H49L50 197V199H53L54 197L53 196H51V195H53L51 192ZM89 191V192H88ZM92 191H93V193H92ZM117 193V195L115 194V192ZM118 191V192H117ZM128 191H126V193L128 192ZM147 191H148V193H147ZM173 191V192H172ZM175 191V192H174ZM176 191H177V193H176ZM192 191V192H191ZM196 191V192H195ZM13 193V196H12V194L11 193ZM49 192H50V194H49ZM74 192V193H73ZM119 192H121V194H122V196L123 197H121V194L119 193ZM138 192V193H137ZM169 192H170V190H169ZM29 193V194H28ZM80 193V194H79ZM90 193H92L91 195H90ZM112 195H111V194ZM119 193V194H118ZM131 193V194H130ZM137 193V195L140 193L141 195H142V197H143V195H145L143 198L145 199V197H147V198H149L150 199V204L151 205H155L154 207H155V209L154 210H152L151 208H152V206H151V208H150V206L147 204V203H145L144 205H143V201H141V199L142 198H140L141 196H136L135 197V194ZM147 193V194H146ZM160 193V194H159ZM197 193V194H196ZM15 194L17 195V196H15ZM19 194V195H18ZM46 194H47V196H46ZM60 194H62V195H60ZM73 194H75V195H73ZM76 194H79V195H81V196H83L84 198H85V200L83 199V197H81V196H79V200H75V198L77 197L78 198V196H76ZM84 194V195H83ZM89 194V195H88ZM94 194V195H93ZM99 194V195H98ZM106 194H108V195H106ZM134 195V197H133V195ZM139 194V195H140ZM200 196H199V195ZM28 195V196H27ZM50 195V196H49ZM114 195V196H113ZM119 195V196H118ZM132 195V196H131ZM148 195V196H147ZM170 195H172V197L170 196ZM174 195H175V197H174ZM183 195V196H182ZM201 195H203V197L201 196ZM204 195H205V197H204ZM21 196H27L30 200H31V202H29L28 203V201H30L29 199L27 200L26 198H20ZM30 196H32V197H30ZM40 196V197H39ZM44 196V197H43ZM49 196V197H48ZM72 198H71V197ZM76 196V197H75ZM88 196V197H87ZM90 196H92V197H90ZM107 196H109V197H107ZM117 196V197H116ZM130 196V197H129ZM158 197V201L157 200H155V198H153V197ZM208 196V197H207ZM15 197H18V199L17 200H22V201H20L19 203H17L16 202V199L15 200H13V198H15ZM37 197H38V200H37ZM43 197V198H42ZM70 197V200L72 199L73 200V197H74V203L76 204V206H75V204L73 203L72 204V202H70V200L68 199ZM100 197H101V199H100ZM120 197V198H119ZM127 199H126V198ZM160 197V198H159ZM164 197V198H163ZM182 197V200H179L180 202H178V200L177 199H180V198ZM183 197H184V199L186 198H190L189 200L190 201H188V199H187V202H183L184 200H183ZM39 198H40V200H39ZM76 198V199H77ZM82 198V199H81ZM89 198V201L87 200V199ZM93 199V202L92 201H90V199ZM98 199V200H101V201H103V203L101 204V202L100 201H97V200H95V199ZM131 198H133V199H131ZM154 200H153V199ZM163 198V199H162ZM168 198H170L169 200H168ZM172 198H177V199H174V201H172V203H173V205L172 204H170V200L172 199ZM199 198H202V200H199ZM203 198H205L206 199V201L207 200H209V201H207V202H205V199H203ZM6 199H8V201H9V203L7 202V200ZM33 199L35 200V201H33ZM68 199V200H67ZM115 199V200H114ZM120 199H123L122 201H124V202H120L121 200ZM129 199H131L130 201H129ZM136 199V200H135ZM138 199H140V200H138ZM144 199H142V200H144ZM160 199V200H159ZM185 199V200H186ZM2 200H4V203H3V201ZM11 200V201H10ZM45 200V201H44ZM66 202H70L72 205H73V207H71L72 205H70V203L68 204V203H64L65 201ZM105 200V201H104ZM108 200V201H107ZM133 200H135V201H139L138 203H136V205L137 206H135V201H133ZM177 200V201H176ZM6 201V202H5ZM26 201V202H25ZM38 201V203H36ZM76 201V202H75ZM97 201V202H96ZM110 201V202H109ZM112 201V202H111ZM116 201H118L117 202V205H119V207H120V209L121 208H123V209H117V208H114V206L112 207V205H113V203H114V205H115V203H116ZM127 201V202H126ZM132 201V202H131ZM141 201V202H140ZM152 201H155V202H157V203H155L154 204V202H153V204L151 203ZM175 201H176V203H178V204H175ZM199 201H203V203H200ZM11 202V203H10ZM14 202V203H13ZM23 202V203H22ZM33 202H35V203H33ZM46 202H48L47 204H46ZM92 202V203H91ZM96 202V203H95ZM109 203L108 205L106 204V203ZM126 202V203H125ZM164 202V203H163ZM183 202V203H182ZM189 202V203H188ZM198 202L200 203V205L198 204ZM6 203V204H5ZM15 203H17V204H15ZM22 203V204H21ZM31 203V204H30ZM77 203H80V204H78L77 205ZM122 203H125L124 205L121 204ZM127 203L128 204H131V205H128V207H127ZM142 203V204H141ZM210 203V202H209ZM1 204L3 205V207L1 206ZM6 206H5V205ZM9 206H8V205ZM27 204V205H26ZM36 204H37V206H36ZM41 204V205H40ZM43 204H45L46 205V207L49 209L50 207H48L49 205L50 206H55V208L57 209V212L55 211L54 212V214H56L57 215V222H56V220H54L55 219V215H54V217H50V216H46L45 214H44V211H46L45 209H47ZM51 204H53V205H51ZM84 205V206H82V205ZM85 204H88V206L87 205H85ZM90 204H92L93 205V207H99L100 209H98V208H96L95 207V209L90 205ZM95 204V205H94ZM97 204V205H96ZM98 204H99V206H98ZM101 204V205H100ZM104 204H106L105 206L107 207V208H105V206H103ZM141 204V205H140ZM170 204V205H169ZM23 205H25V206H23ZM39 205V206H38ZM58 205V206H57ZM62 205H64V206H62ZM68 205H70V207H71V209H70V207L68 206ZM79 205L80 206H82V208H79ZM133 205V206H132ZM8 206V207H7ZM18 209H15V207ZM28 206H29V208H28ZM33 207V210L35 211L36 209H37V207H39V208H41V206H42V208L43 207H45V208H41L43 211H39V210H41V209H37V211H32V207ZM57 206V207H56ZM100 206H103V207H100ZM121 206H123V207H121ZM138 206H139V208H138ZM140 206H142V207H140ZM184 206V207H185ZM10 207V208H9ZM12 207H14L13 209L15 210V213H14V210H13V212H12ZM23 207V208H22ZM34 207H35V209H34ZM62 207V208H61ZM66 207V208H65ZM84 207V208H83ZM86 207H88V209H89V211H90V208L89 207H92L91 208V210L93 211V209H94V211L95 210H97V212L95 211V215H93L94 214V212H87L88 210H87V208ZM111 207V208H110ZM135 207V208H134ZM144 207V209H142ZM148 207V208H147ZM177 208V209H175L176 210V212H179V213H177L178 214V216L179 217H181V218H183V217H185L187 214L190 216V217H196V218H194V220L195 219H197L198 218V213H200V211L198 212V210H197V212H196V210L194 209V208H192V209H194V211H192V210H189V208L191 209V207H188V210L187 209H185V208ZM26 208V209H25ZM28 208V209H27ZM73 208V209H72ZM74 208H76V209H78V210H76L75 211V209ZM133 208V209H132ZM136 208H138V210L136 209ZM146 208H147V211H146ZM25 210V212L26 211H28L30 214H28V216L26 215L25 216V214H23V211ZM30 209V210H29ZM86 209V210H85ZM107 209H113L114 211H116L115 213H112L113 212V210L112 211H109V210H107ZM130 209V210H132L131 211V214H129V212H130V210L128 211V210ZM140 209V210H139ZM150 211H149V210ZM182 209V210H181ZM185 209V210H184ZM17 210V211H16ZM20 210V211H19ZM61 210V211H60ZM65 210H68V212L67 211H65ZM83 210H84V212H87L88 214H86V213H84L83 212ZM107 210V211H106ZM120 210V212H118ZM143 212H142V211ZM152 210V211H151ZM22 211V212H21ZM58 211H60V212H58ZM64 213H63V212ZM73 212L72 214H71V212ZM82 213H81V212ZM105 211V212H104ZM126 211H128V212H126ZM182 211V212H181ZM186 211H188L187 213H186ZM191 211H192V213H191ZM214 211V210H213ZM12 212V213H11ZM24 212V213H25ZM43 213L42 215H40L39 213ZM67 212V213H66ZM79 212V213H78ZM119 213V214H116V213ZM132 212H134V214L132 213ZM137 212H140V213H137ZM147 212H149V213H147ZM154 212V213H153ZM190 212V213H189ZM209 212V211H208ZM18 213V214H17ZM20 213V214H19ZM32 213V214H31ZM33 213H38V215H40V217L36 214H34L33 215ZM68 215H66V214ZM75 213V214H74ZM104 213V214H103ZM108 214V215H106V214ZM129 214V215H125V214ZM143 213V214H142ZM151 213H153V215L151 214ZM183 215V217H182V215ZM195 213H197V215L195 214ZM10 214V215H9ZM53 214V213H52ZM65 214V215H64ZM82 214H84L82 217L80 216V215H82ZM86 214V215H85ZM92 214V215H91ZM113 214H115V216H112ZM121 214V215H120ZM125 216H124V215ZM141 214V215H140ZM144 214H145V217H144ZM146 214H151V217L150 218H148L149 217V215H147L146 216ZM7 215V216H6ZM31 217H30V216ZM62 215V216H61ZM92 216V217H90V216ZM107 216L106 217V219H105V216ZM112 216V218H111V216ZM117 215V216H116ZM133 215H136V217L135 216H133ZM157 215H158V213H157ZM35 216V217H34ZM41 216H42V219H41ZM45 216H46V219H45ZM58 216H59V220H61L60 221V223H59V220H58ZM62 217V219H61V217ZM64 216V217H63ZM72 216V217H71ZM78 216V217H77ZM108 216H110V217H108ZM120 216H122L121 218H120ZM141 216H142V218H141ZM44 217V218H43ZM67 217V218H66ZM69 217L70 218H72V221L74 222V224L75 225H77L76 227H75V225L73 224V222L71 221V219H69ZM80 217V218H79ZM101 217V216H100ZM113 217H115L114 219H113ZM126 217H130V219H128V218H126ZM132 217V218H131ZM143 217H144V219L146 220H143ZM148 219H147V218ZM187 217V216H186ZM2 218V219H3ZM18 218V219H19ZM37 218V219H36ZM51 218V219H50ZM53 218V219H52ZM64 218V219H63ZM76 218V219H75ZM79 218V219H78ZM109 218V220L108 221H106L107 219ZM118 218V219H117ZM124 218V219H123ZM136 218L138 219L137 221H136ZM8 219V218H7ZM21 219L20 220H17V221H21ZM36 219V220H35ZM49 219V220H48ZM82 219H87L86 221L84 220V221H82ZM116 219V220H115ZM131 219H133L134 221H132ZM150 219V220H149ZM154 219H156L155 220V222L153 221ZM11 220V219H10ZM38 220V221H37ZM45 220H46V222H45ZM50 221V223H48V221ZM65 220V221H64ZM75 220H78V221H76L77 223H75ZM80 220V221H79ZM112 222H111V221ZM114 220H115V222H114ZM120 220V221H119ZM125 220H128V222L130 223H127V221H125ZM129 220H131V222L129 221ZM191 219H189V221H190ZM193 219L191 220L192 222L190 223V222H187V221H185V225L184 226H188V224L190 225V227H188L187 229H188V232H186L187 230H186V228L183 226V228H185L184 230L183 229H181L182 230V235H183V237H185V238H183V239H187V238H191V236L194 238V239H192V240H188L187 239V243H189L188 245L187 244H185V240H184V246L186 247V246H188V247H184L183 246V249H188L187 251H186V254H187V257L189 258V256H191V258H192V260H193V262H192V260H191V258H189L188 260H189V263L188 262H186L187 264H202V263H199L198 261H197V259H199V255L200 254H204V255H207V252L209 253V248L207 249V248H205V249H203V248H201V249H199L200 248V243L201 244H203L202 246H204V244L205 243H202L200 240L201 239H203V237L202 238H200V236H198V234L199 233H201V230H200V232L199 231H197V232H195L194 231V229L196 230V229H199V228H194V227H196V225H194V223H193V221H194ZM17 221H15V223L17 224ZM55 221V222H54ZM62 221H64L65 223H63ZM89 221H91L90 223H86V222H89ZM93 221V222H92ZM123 221V222H122ZM139 221H141V222H139ZM215 221H216V219L214 218L213 219V221H212V224H215ZM40 222V223H41ZM72 222V223H71ZM79 222H81L80 223V226H79ZM84 222V223H83ZM114 222V223H113ZM138 222V223H137ZM143 222V223H142ZM146 222V223H145ZM148 222V223H147ZM18 223H20V222H18ZM22 223V222H21ZM39 223V222H38ZM46 223H48V224H46ZM52 223H54V225L52 224ZM63 223V224H62ZM83 223V224H82ZM121 223H122V225H121ZM128 224V225H126V224ZM133 223H134V225H136L135 226V229H134V225H133ZM142 223V224H141ZM59 224V225H58ZM124 224V225H123ZM141 224V225H140ZM187 224V225H186ZM191 224L192 225H194V226H191ZM56 225H58V226H56ZM66 225V227L67 228H65V229H68V226ZM74 225V226H73ZM92 225H94V227L92 228ZM132 225V226H131ZM87 226V227H86ZM137 226L139 227H141V228H139V229H141V230H139L138 228H137ZM143 226V227H142ZM80 227V228H79ZM154 227H155V225H153V227H151L152 228V230H150V232H153V229H154ZM49 228V229H48ZM77 228V229H76ZM79 228V229H78ZM194 228V229H193ZM7 229V228H6ZM9 229H11V228H8V230L6 231V230H3L2 231V233H1V236H0V241L2 240L4 243H6L4 246L2 245V244H4L3 242H2V244H1V242H0V246H1V248H0V253L1 254H3V252H6V253H8L9 251H10V249H11V247L10 246H12L11 244H10V248H7L8 246H7V244H8V240H11L10 239V235H8L7 236V234H9V233H7V232H9ZM54 229H56V230H54ZM75 229H76V231H75ZM131 229L132 230H134L133 232H131ZM190 229L192 230V232L190 231ZM214 229V228H213ZM19 230H21V227H19ZM130 232H129V231ZM81 231V232H82ZM138 231H140V234H138V237L140 238H144L143 240H139V238L137 237V235H135V234H137V232ZM143 231V230H142ZM184 231H185V233H184ZM189 231H190V234H192L191 236H190V234H189ZM12 233H13V231H11ZM10 232V233H11ZM76 232H78V233H76ZM82 232V233H83ZM7 233V234H6ZM76 233V234H75ZM139 233V232H138ZM5 234V236L3 237V235ZM20 235H22V236H24V235H28V234H24V233H19ZM19 234L17 235V233H15L14 235H16V238L18 237V239H19ZM57 234V235H56ZM84 234V233H83ZM129 234V235H130ZM189 236V237H187V235ZM194 234V235H193ZM196 234V235H195ZM221 233H219L218 235H220ZM69 235H71V234H69ZM139 235H141V236H139ZM143 235V236H142ZM184 235H186V236H184ZM200 235V234H199ZM145 236V237H144ZM59 237H60V234H59ZM63 237V236H62ZM61 237V238H62ZM136 237V238H135ZM197 237H199L200 239H196ZM2 238H4V240L2 239ZM6 238V239H5ZM55 238H57V239H55ZM64 239H61V241H60V243L59 242H57L59 245H66L68 242H66V240L65 239H68V238H66V237H63ZM140 238V239H141ZM212 238V237H211ZM44 239V244L48 241H46ZM147 239V240H146ZM214 239L215 240H218L219 238H213V242L211 243V245H213L214 246V244L217 242V241H215L214 242ZM62 240H64V241H62ZM69 240V239H68ZM67 240V241H68ZM129 240V241H130ZM134 240V241H133ZM137 240H138V242H137ZM7 241V242H6ZM46 241V242H45ZM55 241H54V243H55ZM192 241V242H191ZM196 243H198V244H195V242ZM199 241V242H198ZM10 243H11V241H9ZM66 242V243H65ZM139 242H140V245H139ZM142 242V243H141ZM190 242H191V244H192V246H191V244H190ZM62 243V244H61ZM65 243V244H64ZM9 245V244H8ZM197 245H198V247H197ZM39 246V247H38ZM140 246V249L139 250H137V248ZM149 246V245H148ZM148 246H146V247H148ZM197 248H196V247ZM2 247H3V249H2ZM4 247H6V249L4 248ZM61 247V246H60ZM137 247V248H136ZM173 247V248H172ZM175 247V248H174ZM191 247H195L194 249L193 248H191ZM39 248H42V250L40 249L39 250ZM55 248V247H54ZM54 248H52V250H54ZM112 248V247H111ZM135 248H136V250H135ZM8 249V250H7ZM37 249H38V251H37ZM43 249L45 250V251H43ZM150 249V250H149ZM193 249V250H192ZM198 249V250H197ZM203 249V250H202ZM122 252H123V256H125V255H128L126 252H125V249H123V248H121L120 249ZM150 252L151 251V248H146V249H144V250H142V251H145V252ZM156 251H151L152 253H153V256L152 257H154V258H156V256L157 257H159V258H161V256H162V253L161 252H159V250H157V249H155ZM196 250V251H195ZM205 251L204 253H202V252H199V251ZM2 251V252H1ZM43 251V252H42ZM137 253H136V252ZM124 252L126 253V254H124ZM157 252H158V254H157ZM177 254H176V253ZM188 252V253H187ZM191 252H193V253H191ZM199 254H198V253ZM11 253V252H10ZM16 253H17V251H16ZM15 253V251H13L11 254H14L13 256H14V259H16V261H20L21 259H23V260H21L20 261V263L19 264H22L25 260H24V258H26L25 256V254H23L24 255V257L21 255L22 254V252L20 253L19 251H18V253H20V254H16ZM37 253V254H38ZM129 253H130V251H129ZM189 253H191V255H189ZM194 253H197V254H195V256L197 257H195V256H193L192 257V255H194ZM36 254V255H37ZM52 255V258H50V256ZM90 255V256H89ZM89 255H87V256H85V257H89V258H83L82 257V260L83 261H86V260H91V258L90 257H92L91 255L92 254H89ZM121 255V254H120ZM21 256V258H19ZM43 256V255H42ZM122 256V255H121ZM18 257V258H17ZM23 257V258H22ZM195 257V258H194ZM150 258V257H149ZM58 259H60L58 256H56L55 255V259H53L49 264H58L57 263V260ZM135 259H136V257H135ZM135 259H133L132 260V262L130 261V263H133V261H136ZM138 260V259H137ZM201 260V259H200ZM227 260H229V258L227 259ZM61 262L62 260H58V262ZM204 260H201V262H203ZM22 262V263H21ZM63 262V261H62ZM191 262V263H190ZM196 262V263H195ZM27 263V261H25L23 264H26ZM207 262H204L203 264H206ZM209 263V262H208ZM213 262H210L209 264H212ZM215 263V262H214Z\"/></svg>", "mask_w": 264, "mask_h": 264}, {"label": "water", "instance_id": "95a60500", "mask_svg": "<svg viewBox=\"0 0 264 264\" xmlns=\"http://www.w3.org/2000/svg\"><path fill=\"white\" fill-rule=\"evenodd\" d=\"M238 0H213V3L218 5L221 9L224 10L225 17L228 20V25L223 29L222 32L218 31L215 27H203L201 31H207L209 33H216L221 35L229 36L231 39H235L237 41L241 40L237 30L233 27V23L235 22H249L252 25H257V21L255 17L252 15H237L232 16L231 13L238 11L242 7L241 2H236ZM254 2L264 6V0H254ZM264 25V17L262 19ZM249 33L255 32L256 35L252 37L253 42H255L263 51H264V37L261 35L259 31H255L254 29L247 28Z\"/></svg>", "mask_w": 264, "mask_h": 264}, {"label": "built area", "instance_id": "2783aa9c", "mask_svg": "<svg viewBox=\"0 0 264 264\" xmlns=\"http://www.w3.org/2000/svg\"><path fill=\"white\" fill-rule=\"evenodd\" d=\"M67 46H68V47H72V45H70V44H69V45H67ZM67 46H66V47H67Z\"/></svg>", "mask_w": 264, "mask_h": 264}]
</instances>
